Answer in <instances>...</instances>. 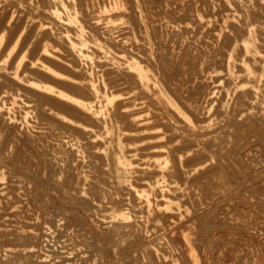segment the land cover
<instances>
[{
  "label": "bare ground",
  "instance_id": "bare-ground-1",
  "mask_svg": "<svg viewBox=\"0 0 264 264\" xmlns=\"http://www.w3.org/2000/svg\"><path fill=\"white\" fill-rule=\"evenodd\" d=\"M6 1V0H5ZM10 1H12V0H8V2L10 3ZM19 2H15V1H13V3L15 2L16 4L18 3V4H20V1H22L23 3L22 4H20V5H22L24 8H26L27 7V2H29L30 4H33L34 3V0H18ZM37 2V4H38V2L39 1H46L45 2V4H47V5H45V6H47L46 8H45V6H42V7H44L45 8V10H44V8H42V7H40V6H38L40 9L42 8L43 9V13L42 14H44L45 12H47V14H44V16L43 17H46V15L48 16L47 18H49L50 19V21H53V22H56L57 24H58V26L57 25H55L57 28H58V30H59V33H57V31H55V27H54V24H53V27H51L50 29H47V36H49L50 35V38H53V40H54V42L55 41H57V44H59L58 42H60V43H62V46L59 44V46L60 47H63L64 46V48L65 49H63V50H65L66 52H69L71 55H72V59L74 60H71V61H73V63L72 62H69V63H72L71 65L70 64H67V63H65L64 61H58V60H56V62H59L60 63V65H58L59 67L57 68H55V66L57 65V64H59V63H55L54 65L52 64V62L51 61H46V60H44V58L43 57H41V59H43V61H41V63H39V62H34L33 60V64L35 63V64H37V66H35V64H34V66H33V68H31L32 69V71H31V73H35L36 72V74L37 75H34V76H37V79L35 78H31V76L33 75V74H30L29 75V73L30 72H28V71H24L25 73H28L27 75H25V76H23V68L26 70L27 68H29V67H27L26 68V65L28 66V63L26 62V61H24V62H22V63H20L19 64V66L17 65V64H15V65H17L18 67H17V72H16V74H15V77H13L12 76V72H10L9 70H8V68H10V64L11 63H7V64H9L8 65V68H7V65H0V96H2L1 98L3 99V97L5 98V99H7L8 100V103H5L6 102V100L5 101H1L2 102V105H3V103H5V104H7V105H4V108H3V110H0V121H2L3 119H4V121H7V123H5V124H8V123H10V124H14V125H16V126H18V127H20V128H22L20 125H19V122H21V120H23V119H26V124L24 125L25 127H23V130L24 131H26L27 133H31V132H34L35 130H34V128L36 127V126H34V124H33V118L35 117V118H38V120H40L39 118H41V120H43V124H46L47 123V125H49V128L48 127H46L47 129H48V133L46 132V134H47V137H46V135H41L42 137H46L45 139H44V141H43V138H41V136H40V138L42 139V143L40 144V146L43 148V149H45V151H46V154L49 156L48 157V160H49V162L47 163L46 162V158L44 159L45 160V162H46V166L48 167V165L47 164H50V169L47 171L49 174L46 176V181H47V183L46 184H48V186L50 187V189L48 188V190H50L51 192H53V194L55 195V199H57V198H61L60 200H62V199H65V201H62V202H66L67 200L69 201H71V202H74V204L73 203H71V205H77V204H79L80 203V205H82L83 204V207H84V205H86V206H88L90 209H91V207H90V202H92V201H88L89 199H86V198H88V197H85V196H82V194L83 193H86L87 195H90V194H96V195H98L97 194V191L98 192H100L98 189H99V184H102L101 186H103V185H107L108 186V189H110L111 191L110 192H108V190H105L104 192L106 193V191L108 192V194H110V201H111V195H112V200H113V203H108L109 205L107 206V207H105L108 211V214L111 216V218H112V221H113V223H112V226H110V225H108L106 222V224L108 225L107 226V229H108V227L110 226V227H112V229L110 230L111 231V238L112 237H116V236H118L119 237V235L118 234H122V235H124V234H126L127 233V236H126V238L127 239H129L128 237H129V231L127 230L128 228H129V225H130V223L129 224H127V221L129 222V215L131 214H133L134 213V211L132 210V209H130V208H128L127 206H131V205H129V203H128V205H127V202H125L124 200L126 199H124L123 200V203L125 202V204L127 205L126 207L127 208H125V206L122 204V198H124V197H122L121 196V193H122V189L123 188H125L124 187V183H125V181H127V177H126V174H127V169L128 168H130V167H128V166H133V165H136V164H133V162H131L129 159H132V157L135 155H133V156H131L130 154L132 153L133 154V152H132V150L131 149H133L132 147L135 145V147H136V145L138 144V143H141L142 145H144V147H140V148H143V149H146V150H141L142 151V153L144 152V151H147V150H152L154 147H156V146H158L159 144H160V146H158L161 150L160 151H152V153L151 152H149L148 154H146V156L148 157V159L147 160H144V162H147V161H151V163H152V165H154V164H156V166L158 167V168H160V170L161 171H159V172H156L155 173V175L156 176H154V177H159V176H161V178H159V179H156V180H153L154 182L153 183H149L148 182V180L146 181V177H145V180H143V181H146L148 184H145V182H144V184H143V181H140L139 179H137L138 178V175H137V180L136 181H138V182H142V185L139 183L138 184V182H136V183H133L132 184V182H131V189H134L135 188V190H130V187H129V189L128 188H126V190L128 189V190H130V192L129 193H131V191H133L132 193H134V195L136 196V204H134V205H140L142 208H143V210L145 209V212L147 213V215L146 214H144V215H146L147 216V218H146V216H145V218L146 219H141L140 217H138V218H140L141 220H139V219H137L136 220V225H137V227H143L144 228V231L142 232V234L144 233V235H143V237H145V234H147L146 232V230H149L150 228L152 229V227H149L150 225L149 224H154L155 222V225H151V226H156L157 227V229L160 231V229L162 230V229H165V228H168V226L167 225H169L170 226V223H171V219H170V217H172V216H176V214H178L177 212H176V214H171V213H169V208H172L173 206H168V204L165 206L166 208H164V206H163V204H164V202H162L160 199H158V200H160V201H158L156 198L157 197H160V196H162L164 193L165 194H167V192H166V190H167V186H166V181H164L163 179L166 177V175H167V171H169L170 170V168H172V167H170V164L171 163H175L176 161H175V159H179L180 160V162L182 161V156H180L179 157V153L177 154L178 155V157H175L174 155H173V153L171 152V150L169 149V148H167V146L168 145H171V144H169L168 143V145H162L163 143H160L161 141L159 140V144L158 145H155L154 143H156V142H154V143H151L150 142V140H152L155 136H156V133H150V134H147V133H143L142 132V129H144V130H146V132H150L151 130L153 131V129H155L154 127V123L153 124H151V125H149V122L148 123H146L147 121H149L150 119H153V118H150L149 117V114H150V116H151V114H153V116L157 119V116L159 117V120L161 119L162 121L164 120L165 122H166V124H165V122L163 123V124H158L159 125V127L160 126H162L163 128H165V127H167V129L168 130H170V128H171V131H170V133L172 132V131H174V132H179L178 134H182L183 135V138L185 139V137L186 138H188V139H192L193 141L192 142H195V145L197 146L196 148L199 150V151H201V150H203V149H205L207 146L206 145H208L209 146V144H210V141L212 140V139H215V141H216V139L218 138L217 136H213L212 137V139H210V140H208L207 139V137L208 136H210V135H214L213 134V125H215V124H218V122L220 121L219 120V118L220 119H222L221 118V116H224V118L226 117V119L225 120H223L222 119V121H223V123H224V125H225V123H229V125H227V128L231 125L232 126V128L235 130V134H234V137H235V135L237 136L238 134H240V131H243V129H242V127L244 126V121L245 120H247V119H249L251 122H253V123H255V124H257V127L255 128V131L254 132H252V133H256L257 135H260L261 137H264V3L262 2V0H223L227 5H228V7H230V8H232L231 10H233V12L232 13H234V14H228L227 13V16L228 17H231L232 19H233V21L231 22L230 20H228L229 22H231L230 23V25H225V26H223V30L224 31H222V30H220V32H217V34L215 35H213L212 34V36H213V38H215V36L217 37V38H221L222 36H223V39L221 40V42L219 41L217 44L220 46V48H216V47H214V43L213 42H211L210 41V43L208 44V46L210 45V46H212L213 48H216V49H218L219 50V52H220V54L218 55L219 56V58L221 59V60H219L218 62H219V64H220V66L218 67V65H216V66H214L213 68H215V67H218V69L219 70H221V73H222V77H217L219 80H220V87H218L219 89V95L218 94H216V95H218V98H217V102H216V104L218 103V106L217 105H215L216 107H218V108H216V110H214L215 108H214V105L212 106V104L213 103H210V105H211V109H209L208 107H207V104H206V107L207 108H205L206 110L207 109H209L208 111H205V112H209L208 114H206L205 112H203V113H205V115L207 116L206 118H204V115H202L203 117V119L201 120L200 118H201V115L199 116L200 118H198L197 117V113H198V115L200 114L199 112H197V113H195L196 111H197V109H196V104L194 105L195 107H194V109H192L193 107H192V105H190V106H188V105H186L185 104V102H186V100H187V98H186V95H187V91L185 92V90H188L189 91V89H183L184 91H183V93L185 92V94H184V96L185 97H182V95H183V93H179L180 91H179V88L178 87H176V86H179V85H176L175 86V84L174 83H172L171 82V80L169 81V78L166 76L167 75V73H166V75H165V71H162L161 72V70H164V69H160L161 68V65L162 64H160L161 62L163 63L164 61H166L167 59H165V60H163L164 59V57L166 58H169L168 56H164L163 57V54L162 55H160L161 56V58H159L160 59V61H159V59L157 58V56L158 57H160L158 54H157V56L155 55L156 53H153L154 52V50H153V52L152 51H147V52H149V54L147 53V54H145V53H143V52H145L146 50H149V49H147L146 48V46L148 47V45L150 46L151 44L153 45V43H147V45L146 44H144V42H143V40L141 41V42H143V44H144V46H145V48L146 49H143L142 48V44L141 43H139L138 41H136L138 44H141L142 46H140L141 47V49L140 48H137V49H140V52H138V53H142L143 55H142V57H138L136 54H134V52H130L131 50H129L130 48H131V44H130V46H129V48H127V46L125 45L126 44V42H125V44H122V40L119 42V43H115V39H114V42L112 41L111 42V40H109V39H107V37H103L104 35H106V34H103V32H105V31H103V28L102 29H100L99 27V30H101L102 31V33L101 34H103V36L100 34V32L98 31H96V30H98V28L97 29H95V32H93V30H92V26L93 25H91V29H90V27H88L87 26V24L88 25H90V23L92 22H90V23H87V22H89V19L88 18H90V17H88L89 15H91L89 12H87V14H88V16H85L86 14H85V12H83V11H81V13H82V16H83V13L85 14L84 16L85 17H88V18H85V20L86 19H88V20H84V19H82L81 18V16H80V12H79V7H78V2L80 1H76L75 2V0H36ZM81 1H83V0H81ZM116 1V0H115ZM136 2L135 3V5L136 4H141V3H143V2H147V4H148V6H149V3H152V2H154L153 0L151 1V2H149L148 3V1H150V0H133V2ZM157 1V0H156ZM165 1V0H164ZM163 1V2H164ZM172 1V0H171ZM170 1V2H171ZM185 1V0H184ZM195 1V0H194ZM194 1H192L193 3H194ZM199 1V0H198ZM201 1V0H200ZM208 1H210V0H208ZM207 1V2H208ZM220 1H222V0H220ZM220 1L218 2L219 3V5H220ZM3 2V1H2ZM24 2H26L25 3V5H24ZM33 2V3H32ZM123 2V1H122ZM127 2V1H126ZM130 2H131V0L129 1V4H130ZM169 2V1H168ZM191 2V1H190ZM189 2V4H191ZM216 2H217V0H216ZM4 3V2H3ZM14 3V4H15ZM29 3H28V6H29ZM42 3V2H41ZM76 3H77V6H76ZM83 3H85L84 1H83ZM83 3H81L82 5H80V6H82V8H83ZM87 4H88V2H86ZM160 3H162V2H159L158 1V3H156V4H160ZM173 3V2H172ZM199 3V2H198ZM212 3H214L213 2V0H212ZM218 3H216V5L218 4ZM222 3V2H221ZM8 4V3H7ZM6 4V5H7ZM15 4V5H16ZM35 4V3H34ZM80 4V3H79ZM87 4H85L86 6H89L91 3L89 2V5H87ZM121 4V3H120ZM125 4V3H124ZM128 4V3H127ZM128 4V5H129ZM134 4V3H133ZM153 4V3H152ZM171 4V3H170ZM188 4V6H187V8H189V5ZM203 3H201V5H202ZM215 4V3H214ZM224 4V3H223ZM112 6H113V2H112V4H111ZM142 5V4H141ZM157 5V6H158ZM184 5H187V4H184ZM193 5V4H192ZM196 5V4H195ZM201 5H198V6H201ZM209 6H210V4H208ZM222 5V4H221ZM8 6V5H7ZM26 6V7H25ZM31 6V5H30ZM85 6V7H86ZM92 6V5H91ZM95 6V5H94ZM100 6V5H99ZM115 6V5H114ZM121 6V5H120ZM125 6V5H124ZM132 7L133 8V5L131 4V5H129V6H125L127 9H128V7ZM143 6V5H142ZM145 6V5H144ZM154 6L155 5H152V7L154 8ZM156 6V7H157ZM180 6V5H179ZM183 6V5H182ZM31 7H33V6H31ZM37 7V8H38ZM104 7V6H103ZM107 7V6H106ZM139 6H137L136 8H135V6H134V8H135V10L138 8ZM156 7H155V9H154V13H155V11L156 10H158V15H159V11H160V9H156ZM159 7V6H158ZM157 7V8H158ZM160 7H164V4L162 5V6H160ZM159 7V8H160ZM194 7V6H193ZM215 7V6H214ZM4 7H2V9H3ZM19 8H20V6H19ZM36 8V7H35ZM88 9H89V7H87ZM94 8H96V7H94ZM119 8V7H118ZM143 8V7H142ZM149 8V7H148ZM150 8H151V6H150ZM165 8V7H164ZM164 8H163V10H162V12L164 11ZM166 8H167V5H166ZM168 8H169V6H168ZM197 6L195 7V10H193V11H198L197 9H199V8H197ZM201 8H204L205 9V5H204V7H201ZM200 8V9H201ZM28 9V8H27ZM29 9H31V8H29ZM33 9H34V7H33ZM91 9H93L92 7H91ZM99 9V8H98ZM183 9H185V8H183ZM204 9H202V10H204ZM209 9V8H208ZM32 10V9H31ZM31 10H29V11H31ZM38 10V9H37ZM81 10H84V9H81ZM86 10V9H85ZM84 10V11H85ZM104 10V9H103ZM116 10V9H115ZM118 10V9H117ZM129 10L131 11L132 9H130L129 8ZM129 10H127V12L129 11ZM135 10H133V11H131L132 12V14L134 13V11ZM139 10H141L140 9V7H139V9H138V11ZM144 10H145V8H144ZM143 10V11H144ZM175 10V9H174ZM215 10H217L216 8H215ZM9 11V10H8ZM24 11H25V9H24ZM39 11V10H38ZM45 11V12H44ZM90 11V10H89ZM96 11V10H95ZM137 11V10H136ZM135 11V12H136ZM169 11H171V10H169ZM168 11V12H169ZM182 11V10H181ZM189 11H192V10H190L189 9ZM189 11H188V9H187V11H186V13L188 12L189 13ZM192 11V12H193ZM27 12V11H26ZM35 13L36 14V10L35 11H31L30 13ZM91 12V11H90ZM102 12V11H101ZM141 12V11H140ZM152 12V11H151ZM161 12V13H162ZM165 12V11H164ZM163 12V13H164ZM201 12V11H200ZM200 12L198 11V13L199 14H195L196 16V19L198 18L200 21H203L204 20V16L202 15H200ZM205 12V11H204ZM4 13V12H3ZM16 13V12H15ZM29 13V12H28ZM32 13V15H34ZM93 13V12H92ZM104 13V12H103ZM109 13V12H108ZM115 13V12H114ZM130 13V12H129ZM144 13L145 12H143V15H144ZM153 13V12H152ZM155 13V14H156ZM167 13V12H166ZM165 13V14H166ZM172 13H173V10H172ZM175 13H178V12H176L175 11ZM203 13V12H202ZM238 13V16L236 15ZM94 14H96V12L94 13ZM132 14L130 15L131 16V20H134L135 21V18L134 17H132ZM137 14V13H136ZM168 14V13H167ZM171 14V13H170ZM179 14V13H178ZM1 15V14H0ZM7 15V14H6ZM37 15H39V14H37ZM108 15V14H107ZM125 14L123 13V12H121V13H115V16L114 15H111L110 17H107V21H115V20H113L114 19V17H122L123 18V16H124ZM138 16L140 15V13H138L137 14ZM142 15V16H143ZM152 15H154V14H152ZM182 15V14H181ZM181 15H179V17L181 16ZM184 16H185V14H183ZM182 15V16H183ZM187 15V14H186ZM30 16V15H29ZM40 16H42V15H40ZM84 16H83V18H84ZM135 16V15H134ZM137 16V18L136 19H139V17ZM145 16V15H144ZM147 16V15H146ZM145 16V17H146ZM148 16L150 17L151 16V13H150V15L148 14ZM146 17V18H149V17ZM166 16V15H165ZM169 16V15H168ZM174 17L176 16V15H173ZM181 16V17H182ZM193 16V15H192ZM33 17V16H32ZM39 17V16H38ZM95 17V16H94ZM103 17V16H102ZM105 17V18H106ZM178 17V16H177ZM180 17V18H181ZM190 18H191V16H189ZM188 17V18H189ZM224 17H225V15H224ZM42 18V17H41ZM104 18V17H103ZM134 18V19H133ZM140 18H142V17H140ZM145 18V19H146ZM151 18V17H150ZM146 19L148 22H149V20H151L152 18H154V16L151 18V19ZM160 18H162V17H159V18H156V20L157 19H159V21H160ZM170 18V17H169ZM168 18V19H169ZM179 18V19H180ZM184 18V17H183ZM182 18V19H183ZM185 18H186V16H185ZM188 18H186V19H188ZM189 18V19H190ZM214 18H216V17H214ZM227 18V17H226ZM15 19V18H14ZM46 19V18H45ZM90 19H92L93 20V18L91 17ZM121 19V18H120ZM130 19V18H129ZM145 19H143V20H145ZM155 19V18H154ZM171 19V18H170ZM169 19V20H170ZM173 19V18H172ZM171 19V20H172ZM175 19V18H174ZM176 19H178V18H176ZM178 19V20H179ZM182 19H181V21H182ZM206 19V18H205ZM220 19V18H219ZM230 19V18H229ZM231 19V20H232ZM41 20V19H40ZM106 20V19H105ZM104 20V21H105ZM131 20H130V23H131ZM156 20H154L155 22H156ZM185 20V19H184ZM191 20H193V18H191ZM218 20V19H217ZM220 20H224V23H225V19L224 18H222V19H220ZM3 21V20H2ZM47 21V20H46ZM49 21V20H48ZM47 21V22H48ZM94 21V20H93ZM140 21V20H139ZM139 21H137L136 22V24L139 22ZM141 21H142V19H141ZM153 21V22H154ZM180 21V20H179ZM178 21V22H179ZM186 21V20H185ZM193 21H197V20H193ZM210 21V20H209ZM215 21V20H214ZM221 21V22H222ZM12 22V21H11ZM38 22V21H37ZM45 22V21H44ZM52 22V23H53ZM142 22H144V21H142ZM144 22V23H146L145 25L146 26H142V24L144 25V23H142V24H140V26H141V28L143 27V28H145V30H147L148 29V27H150V30H149V32L152 30L151 29V26H149V23L151 22ZM169 22V21H168ZM188 22V21H187ZM217 22H220V21H217ZM217 22H216V26H218L217 25ZM16 23V22H15ZM55 23V24H56ZM96 23V22H95ZM95 23H92V24H95ZM125 23V22H124ZM123 23V24H124ZM129 23V22H128ZM133 23V22H132ZM140 23V22H139ZM147 23H148V26H147ZM157 23V22H156ZM164 23H166V22H164ZM195 23V22H194ZM199 23V22H198ZM202 23V22H201ZM215 23V22H214ZM223 23V24H224ZM1 24V23H0ZM38 24V23H37ZM43 24H45V23H43ZM59 24L61 25V27L59 28ZM112 24V23H111ZM110 24V25H111ZM117 24V23H116ZM162 24V23H161ZM190 24L192 25V23H191V21H190ZM189 24V25H190ZM200 24V23H199ZM204 24V23H203ZM207 24V23H206ZM219 24V23H218ZM3 25V24H2ZM46 25V24H45ZM97 25V24H96ZM159 25H160V23H159ZM175 25V24H174ZM182 25V24H181ZM191 25L189 26V28H190V32L191 33H193L192 32V29H191ZM221 25V24H220ZM219 25V26H220ZM18 26V25H17ZM39 26H40V24H39ZM156 26V25H155ZM154 26V27H155ZM185 26V25H184ZM199 26V25H198ZM208 26V25H207ZM3 27V26H2ZM6 27V26H5ZM28 27V26H27ZM119 27V26H118ZM127 27V26H126ZM133 27V26H132ZM146 27H147V29H146ZM164 27V26H163ZM177 27V26H176ZM179 27V26H178ZM182 27V26H181ZM192 27H193V25H192ZM195 27V26H194ZM205 27V26H204ZM211 27V26H210ZM207 28V27H205V29L207 28V29H211V28ZM87 28H89L90 30H88ZM95 28V25L93 26V29ZM131 28V27H130ZM139 28V27H138ZM142 28V29H143ZM157 28V27H156ZM155 28V31H157V29H161L160 27L159 28H157L156 29ZM175 28V27H174ZM187 28H188V26H187ZM187 28H184L185 30L187 29ZM197 28V27H196ZM200 28V27H199ZM2 29V28H1ZM33 29V28H32ZM127 29V28H126ZM167 29H168V26H167ZM204 29V30H205ZM220 29V28H219ZM219 29H216V30H218L219 31ZM9 30H11V29H9ZM19 30V29H18ZM21 30V29H20ZM92 30V31H91ZM109 30V29H108ZM135 30V29H134ZM138 30V29H137ZM163 30V29H162ZM166 30V29H165ZM164 30V31H165ZM194 30V29H193ZM212 30H214L213 28H212ZM212 30H210V31H212ZM46 31V30H45ZM63 31V32H62ZM125 31V30H124ZM127 31H129V29L127 30ZM133 31V30H132ZM142 30H140V32H141ZM144 31V30H143ZM160 30H158L157 31V33L159 32ZM163 31V32H164ZM170 31V30H169ZM168 31V32H169ZM175 31V32H174ZM181 32V29L179 28V30L177 29V32ZM200 31V30H199ZM198 30H197V33L199 32ZM14 32V31H13ZM12 32V33H13ZM126 32V31H125ZM125 32H124V34H125ZM134 32V31H133ZM147 32H148V30H147ZM148 32V33H149ZM154 32V31H153ZM172 32V31H171ZM173 32L174 33H176V30H173ZM172 32V33H173ZM184 32V31H183ZM186 32H187V30H186ZM186 32H184L183 33V35H185V37H186V39L188 40V38H187V36L186 35H188V34H186ZM203 32H205L206 33V35L208 34L207 33V30L206 31H203ZM15 33V32H14ZM40 33V32H39ZM43 33V32H42ZM44 33H43V35H44ZM65 34V35H62V34ZM126 33H128V32H126ZM151 33V36H153V34H152V32H150ZM170 33V32H169ZM171 33V34H172ZM202 33V32H201ZM201 33L200 34H198V35H201ZM211 33V32H210ZM8 34V33H7ZM6 33H5V35H7ZM59 34V35H58ZM135 34V33H134ZM140 34H142V32L140 33ZM146 34V33H145ZM156 34V33H155ZM4 35V34H3ZM12 35V34H11ZM24 35V34H23ZM26 35V34H25ZM37 35V34H36ZM121 35V34H120ZM136 35V34H135ZM148 34H146V36H147ZM150 35V34H149ZM148 35V36H149ZM157 35V34H156ZM166 35V34H165ZM164 35V36H165ZM175 34H172V36L173 37H175L174 36ZM176 35H177V33H176ZM180 35H182L181 33H180ZM182 35V36H183ZM196 35V34H195ZM194 35V36H195ZM127 36V35H126ZM133 36V35H132ZM132 36H130L129 35V37H131L132 38ZM137 36V35H136ZM142 36H145V35H141V37ZM158 36L160 37V34H158ZM168 36V35H167ZM181 36V37H182ZM189 36V35H188ZM191 36V35H190ZM194 36H192V37H194ZM211 36V34H210V38L212 37ZM5 37V36H4ZM7 37V36H6ZM23 38H25L24 36H22ZM38 37V36H37ZM40 37V36H39ZM43 37V36H42ZM113 37V36H112ZM140 37V38H141ZM155 37V36H154ZM157 37V36H156ZM155 37V38H156ZM169 37H171L170 36V34H169ZM177 37V36H176ZM184 37V36H183ZM182 37V38H183ZM196 37V36H195ZM202 37V36H201ZM201 37L200 38H197V39H200L201 40ZM207 37V36H206ZM205 37V38H206ZM46 38H48V37H46ZM45 38V36H44V39H46ZM50 38H48V39H46V40H49ZM116 38V37H115ZM124 38V37H123ZM133 38H135V39H140L139 38V35L137 36V38L136 37H133ZM151 39H153L152 37H150ZM154 38V39H155ZM158 38V37H157ZM166 38V37H165ZM164 38V39H165ZM209 38V37H208ZM212 38V39H213ZM225 38V39H224ZM2 39V38H1ZM41 39V38H40ZM39 39V40H40ZM43 38L41 39V41L42 40H44ZM142 39H144V38H142ZM147 39H148V37H147ZM146 39V40H147ZM154 39H153V42H154ZM159 39V38H158ZM169 39V38H168ZM174 38H172V40H173ZM204 39V38H203ZM5 40H7V39H5ZM36 40V39H35ZM52 40V39H51ZM52 40V41H53ZM113 40V39H112ZM125 40V39H124ZM132 40V39H131ZM141 40V39H140ZM150 40V39H149ZM169 40H171V38L169 39ZM172 40H171V42H169L170 44L172 43ZM175 40V39H174ZM177 40V39H176ZM179 41H181V39H178ZM177 40V43H173V45L174 44H178V46H179V41ZM199 40V41H200ZM205 40V39H204ZM204 40H202V42L204 41ZM214 40V39H213ZM212 40V41H213ZM2 41V40H1ZM45 41V40H44ZM52 41H51V43H52ZM148 41V40H147ZM146 41V42H147ZM189 41V40H188ZM198 41V40H197ZM206 41V40H205ZM209 41V40H208ZM215 41V40H214ZM6 42V41H5ZM19 42V41H18ZM18 42H16V43H18ZM54 42H53V44H54ZM117 42V41H116ZM131 42V41H130ZM149 42V41H148ZM157 42H159V41H157ZM157 42H155V43H157ZM162 42V41H161ZM166 42V41H165ZM175 42V41H174ZM190 42V41H189ZM193 41H191L190 43H192ZM195 42H196V39H195ZM202 42H200L201 44H202ZM33 43H35V42H33ZM136 43V44H137ZM154 43V44H155ZM186 44H188L187 42H185ZM199 43V42H198ZM4 44V43H3ZM2 44V45H3ZM23 44V43H22ZM56 44V43H55ZM127 44H128V42H127ZM135 44V43H134ZM136 44H135V49H136ZM169 44V46H168V49L170 48V47H172L171 45ZM180 44H182V43H180ZM193 44V43H192ZM204 44V43H203ZM215 44H216V42H215ZM217 44H216V46H217ZM15 45V44H14ZM20 45V44H19ZM33 45V44H32ZM35 45H37V44H35ZM35 45H34V47H35ZM41 45V44H40ZM43 45V44H42ZM94 45V46H93ZM168 45V44H167ZM176 45H174V46H176ZM190 45V44H189ZM194 45V44H193ZM221 45H222V47H221ZM10 46H11V44H10ZM56 46V45H55ZM54 46V47H55ZM115 46H117V48H115ZM134 46V45H133ZM154 46V48H155V45H153ZM156 46H158L157 44H156ZM165 46V45H164ZM173 46V47H174ZM178 46H176L175 48H178ZM182 46H185V45H183L182 44ZM195 46V45H194ZM193 46V47H194ZM196 46H198V44L196 45ZM21 47V46H20ZM139 47V46H138ZM158 47H161V45L160 46H158ZM172 47V48H173ZM181 46H179V49H181L180 48ZM187 47H192V46H187ZM187 47H184V50H183V52L185 51V48H187ZM192 47V48H193ZM11 48V47H10ZM14 48V47H13ZM16 48H17V46H16ZM23 48V47H22ZM28 48V47H27ZM31 48H32V46H31ZM51 48V47H50ZM50 48H49V46H48V44H47V46H44V52H45V54L46 53H49V54H51V50H50ZM149 48V47H148ZM153 48V49H154ZM164 48H167V47H164ZM189 49L188 50V48H187V50H188V52H187V50H186V52H184V53H182L181 52V55L183 56V58H184V55L185 56H188V58H191V59H194V62H195V59L198 61V58H197V56L199 57V52L197 53L196 51V53L198 54H196V53H194V51L193 50H195L194 48L193 49ZM199 48H201V45L199 46ZM204 48V47H203ZM7 49V48H6ZM24 49V48H23ZM40 49H43V46H42V48H40ZM60 49V48H59ZM128 49V50H127ZM134 49V48H133ZM143 49V50H142ZM152 49V48H151ZM156 49V48H155ZM158 50H160V48H157ZM156 49V50H157ZM162 49H163V47H162ZM207 49V48H206ZM205 49V50H206ZM3 49H0V53H1V51H2ZM16 50V49H15ZM20 50V49H19ZM33 50V49H32ZM31 50V51H32ZM62 50V49H61ZM145 50V51H144ZM164 50V49H163ZM173 50H174V48H173ZM197 50V49H196ZM199 50V49H198ZM218 50H215L217 53H215V51L213 52V53H215L214 55H216V54H218ZM29 51V50H28ZM30 51V53H32ZM56 51V50H55ZM134 51V50H133ZM169 51V50H168ZM166 52V54L167 53H170V52ZM171 51V50H170ZM3 52V51H2ZM8 52V51H7ZM6 52V53H7ZM9 52H12V51H9ZM14 52V51H13ZM18 52V51H17ZM26 52V51H25ZM39 52V51H38ZM42 52V51H41ZM65 52V53H66ZM159 52V51H158ZM203 52V49L201 50V54H203L202 53ZM207 52H208V50H207ZM30 53H29V55H30ZM160 53H162V52H160ZM159 53V54H160ZM173 53V51H171V54ZM174 53H175V51H174ZM209 53V52H208ZM211 53V52H210ZM58 54H60V53H56V56H58ZM63 54V53H62ZM145 54V55H144ZM194 54H196L197 56H195ZM212 54V53H211ZM222 54V55H221ZM12 55V54H11ZM16 55V54H15ZM28 55V56H29ZM44 55V54H43ZM55 55V54H54ZM68 55V54H67ZM71 55H68V57H71ZM167 55H169V54H167ZM196 57H194V56ZM204 55V54H203ZM220 55L222 56V58L220 57ZM4 56H6V54L4 55ZM26 56V55H25ZM46 56H48L47 54H46ZM46 56H44L46 59H47V57ZM60 56H61V54H60ZM140 56H141V54H140ZM144 56H146L145 58H143ZM181 56V57H182ZM205 56V55H204ZM203 56V57H204ZM211 56V55H210ZM209 55H208V57H210ZM217 56V55H216ZM217 56V57H218ZM30 57V56H29ZM28 57V58H29ZM63 57H65V58H67L68 59V57L67 56H63ZM180 57V56H179ZM201 57H202V55H201ZM207 56H206V58L209 60L210 58H208ZM49 56H48V60H49ZM65 58H62V56H61V59H65ZM171 58V57H170ZM213 57H211V59H212ZM218 58V59H219ZM11 59V58H10ZM19 59V58H18ZM66 59V60H67ZM106 60V61H109V62H111L112 64H113V66H115V67H117L116 68V72L114 71H111V70H109V71H107V69H104V67H108L107 66V62H103L104 60ZM176 59V58H175ZM190 59V60H191ZM201 59V58H200ZM207 59H206V61H207ZM211 59L209 60V61H211ZM216 59L217 58H215L214 57V60H215V62H216ZM7 60H9V59H7ZM21 60V59H20ZM34 60H35V58H34ZM39 60V59H38ZM52 60V59H51ZM100 60H103L102 62H100ZM171 60V59H170ZM185 60V58L183 59V64H184V61ZM189 60V59H188ZM205 59L203 58V61H204ZM3 61V60H2ZM5 62H6V60H4ZM9 61H14V60H9ZM18 61V60H17ZM36 61V60H35ZM40 61V60H39ZM45 61V62H44ZM53 61V60H52ZM160 62L159 64H157V62ZM168 61V60H167ZM181 61H182V59H181ZM186 61H187V57H186ZM208 62V61H207ZM212 62H213V59H212ZM18 63V62H17ZM165 63V62H164ZM163 63V64H164ZM172 63H173V61H172ZM180 63V62H179ZM187 63H188V61H187ZM186 63V64H187ZM191 63V62H190ZM206 63V62H205ZM204 63V64H205ZM214 63V62H213ZM4 64H6V63H4ZM174 64V63H173ZM192 64V63H191ZM194 64L195 63H193L192 65L193 66H191L190 68H192V67H194ZM200 64V63H199ZM201 64H202V62H201ZM200 64V65H201ZM203 64V65H204ZM210 63H208L207 64V67L208 68H210V66H208ZM214 64H218V63H214ZM80 65V67H81V65H85V66H87V69L86 68H82V70H85V72L84 71H81L79 68H77L78 70H75L74 68H75V66H79ZM108 65H110L111 66V64H109L108 63ZM157 65H159V66H157ZM164 65H166V64H164ZM163 65V66H164ZM175 65V64H174ZM197 65V64H196ZM206 65V64H205ZM12 66H13V68H14V65H13V63H12ZM113 66H111L112 67V70L114 69L113 68ZM171 66H172V64H171ZM179 67H180V69H181V67H182V64L180 63V65H178ZM178 66L176 67V65H175V67L176 68H178ZM111 67H109L110 69H111ZM166 67H170V64H169V66H166ZM165 67V68H166ZM186 67V66H185ZM188 69H190L189 68V63H188ZM12 68V69H13ZM97 68H99V69H101V70H97ZM184 68V67H183ZM196 68H198V65H197V67ZM201 68V67H200ZM203 68H206V66H203ZM213 68H212V66H211V69L213 70ZM30 69V68H29ZM103 69V70H102ZM167 69V68H166ZM165 69V70H166ZM179 69V70H180ZM186 69V68H185ZM188 69H187V72H188ZM193 69H195V67L193 68ZM215 69H217V68H215ZM217 69V70H218ZM10 70H11V68H10ZM80 70V71H79ZM115 70V69H114ZM172 71H170V73H168V75L170 76L171 75V79H173L172 77H175V76H177V73H181V71H179V72H177L178 70L176 69V70H173V69H171ZM202 70H204V69H202ZM206 70V69H205ZM210 69H208V71H209ZM212 70H210L211 72H213ZM10 73H9V72ZM30 71V70H29ZM43 72V73H45L44 74V78H46V80H53V82H48V81H46V80H44L42 77H43V73H42V75H41V72ZM111 71V72H110ZM167 71H168V69H167ZM166 71V72H167ZM177 72V73H174V72ZM189 71H192L191 73H189L190 75L191 74H193V73H195L196 72V69H195V72H193V70L192 69H190ZM208 71L206 72V71H203L204 73L206 72V73H208ZM215 71V70H214ZM21 72H22V74H21ZM108 72H110V73H108ZM112 72H113V75H116V73H119L118 74V79H119V82H120V84H121V81L120 80H122V79H124V81H122V83L124 82L125 84H127L126 86L127 87H129V92L128 93H130V92H133L134 91V95H133V98H125V94L123 93V90H128V89H126L125 87V89H123V90H121V92H119V94H117L116 92V86L119 84H117L116 82H115V79H113L114 80V82L117 84H115L112 80V82L113 83H109V82H111L109 79L112 77L111 75H109V74H112ZM164 72V73H163ZM182 72L183 73H186V71H183L182 70ZM198 72H200V69H197V72L196 73H198ZM163 73V74H162ZM196 73L194 74V76L196 75ZM205 73V74H206ZM200 74V73H199ZM210 74H213V73H210ZM209 74V76L210 77H212L211 75ZM218 74H219V72H218ZM119 75H122V79H120L119 78ZM185 75H187V74H185ZM190 75L188 76V77H190ZM198 75V74H197ZM208 74H206V75H201V76H207ZM215 75V74H214ZM220 75V74H219ZM111 76V77H110ZM179 76H181V75H179ZM178 76V77H179ZM182 76H184V74L182 75ZM209 76L207 77V78H209ZM110 77V78H109ZM117 77H114V78H117ZM124 77V78H123ZM185 77V76H184ZM193 77V76H192ZM197 78V80H198V77L199 76H196ZM109 78V79H108ZM113 78V77H112ZM182 78V77H181ZM187 78V77H186ZM195 77H193V79H194ZM206 78V77H205ZM206 78V79H207ZM175 79V78H174ZM173 79V80H174ZM176 79H177V77H176ZM175 79V80H176ZM183 79H185V78H183ZM191 79V78H190ZM190 79H188L189 81H190ZM196 79H194V80H196ZM203 79V78H202ZM202 79L201 80H199V82L200 81H202ZM213 79V78H212ZM216 79V78H215ZM215 79H213L214 81H217V79L215 80ZM177 81V80H176ZM184 81V80H183ZM189 81L187 82V83H189ZM205 81H207V80H204V82ZM209 81H211L210 83H212V80H211V78H209ZM208 81V82H209ZM179 82V81H178ZM190 82H194L193 80L192 81H190ZM196 82V81H195ZM195 82H194V85H195ZM198 81L196 82V84H197V87H198V89H199V87H200V89H203V90H197V91H200V92H198V93H201L202 95H203V97H202V103L205 105V103H208L209 104V101H210V99H209V97H210V95L212 94V92H211V90H212V88L214 89L215 88V86L214 87H212V88H210L209 89V85H212L213 86V84H214V82L212 83V84H207V82L206 83H204L203 81V83L201 82V84H203V85H201L200 86V83H199ZM219 82V81H218ZM217 82V83H218ZM183 83V82H182ZM120 84H119V87H120ZM179 84V83H178ZM185 84H186V81H185ZM111 85H112V87L114 88H112L111 87ZM122 86H123V84H121ZM189 85V84H188ZM194 85L193 84H190V86L188 87L187 85V87L188 88H190V90H191V88H194ZM218 85V84H217ZM182 86L184 87L185 85H180V88H181V90H182ZM193 86V87H192ZM118 87V86H117ZM186 87V88H187ZM196 88V87H195ZM195 88L194 89H192L193 91L195 90ZM208 89V90H207ZM111 90H113V91H111ZM195 90V91H196ZM127 92V91H126ZM180 95H178L177 93ZM188 93H190V92H188ZM192 93V92H191ZM193 93H196V92H193ZM209 93H210V95H209ZM217 93V92H216ZM2 94V95H1ZM131 94V93H130ZM197 94V93H196ZM120 95L121 96H124L122 99H121V101H120ZM126 95H128V94H126ZM191 95H194V94H191ZM198 95V94H197ZM215 95V96H216ZM138 96H139V99L141 98V99H145L146 98V101L147 100H149V101H147V102H145V100H142L143 102H144V104H146L145 106L148 108V109H146L147 110V112L149 113L148 114V117L146 118L144 115H141L142 114V112L140 113V114H138L137 112L135 113V112H133V111H136L134 108H133V110H131L130 108H132L134 105H136V102H135V100H137L138 101ZM195 96V95H194ZM191 97V96H190ZM201 97V96H200ZM196 98H197V96H196ZM208 98V99H207ZM191 100H192V98H191ZM190 100V101H191ZM214 100V98L210 101V102H212ZM187 101H189V100H187ZM196 102H197V100H195ZM216 101V100H215ZM139 102V101H138ZM142 102V103H143ZM195 102V103H196ZM214 102V101H213ZM140 103V102H139ZM187 103V102H186ZM189 103V102H188ZM193 103V102H192ZM201 103V101L199 102V104ZM251 103V105H249ZM1 105V104H0ZM46 106H47V108H46ZM1 107V106H0ZM3 107V106H2ZM135 107V106H134ZM138 106L136 105V108H137ZM198 107H199V105H198ZM203 107H205V106H203ZM154 110L155 112H153V113H151V110ZM200 109V108H199ZM212 109H213V111H212ZM193 111H195V112H193ZM224 111H226V113L224 112ZM146 112V111H145ZM144 112V113H145ZM146 112V113H147ZM201 112V111H200ZM222 112L223 113H225V115H220V114H222ZM145 117V118H143V119H141V117ZM155 120V119H154ZM153 120V121H154ZM158 120V121H159ZM161 120H160V122H161ZM4 121H2L1 122V124L2 123H4ZM24 121V120H23ZM23 121H22V123H23ZM33 121V122H32ZM44 121H45V123H44ZM145 121V123L147 124H144L145 126H143V124L141 125V126H139V123H141V122H144ZM35 122H37L36 121V119H35ZM42 122V121H41ZM159 123V122H158ZM221 123V122H220ZM219 123V124H220ZM1 124H0V127L2 128V126H1ZM21 124V123H20ZM39 124H41V123H39ZM3 125V124H2ZM36 125H38V123L36 124ZM158 125H156V126H158ZM221 126L223 125V124H220ZM7 126V125H6ZM46 126V125H45ZM212 126V130L211 131H209V127H211ZM221 126H219V128L221 127ZM8 127H9V124H8ZM8 127L6 128V131H7V129H8ZM11 127V126H10ZM17 127V128H18ZM96 127L98 128V130L96 129ZM158 127V128H159ZM223 127H225L226 128V126H223ZM223 127H221V128H223ZM260 127H262V128H260ZM5 128V127H4ZM12 128V127H11ZM10 128V129H11ZM36 128H39V127H36ZM45 128V127H44ZM89 128H91L92 130L93 129H95V131H92L94 134H97V135H99V137H101V142H102V148H101V146H100V151L101 152H96V153H94L93 151L97 148L96 147V145H95V141H92V142H94V146L96 147L95 149H94V146L92 147V144L89 142L90 140L88 139V141L85 139V136L86 135H88V134H90V131L91 130H89ZM218 128V127H217ZM224 128V129H225ZM16 129V128H15ZM157 129V128H156ZM166 129V128H165ZM164 129V130H165ZM230 129V128H229ZM2 130H4V129H2ZM21 129H19V131H20ZM158 130V129H157ZM168 130H166V131H168ZM216 130V129H215ZM223 130V129H222ZM221 130V131H222ZM226 130V129H225ZM224 130V133H226V131ZM232 130V129H231ZM6 131H4V133L6 134ZM22 131V130H21ZM218 132H219V129L217 130ZM217 131H216V133H217ZM220 131V132H221ZM230 131V130H229ZM1 132H3V131H1L0 130V133ZM10 132V131H9ZM37 132V131H36ZM40 132H41V130H40ZM173 132V133H174ZM212 132V134H210ZM37 133H39V132H37ZM42 133H43V131H42ZM159 133H161V131H159ZM167 134V132H165L164 131V134ZM223 133V136L225 135ZM237 133V134H236ZM241 133H243V134H245V135H247V133L246 132H241ZM26 134V133H25ZM45 134V133H44ZM64 134L66 135H68V134H70L71 135V137L72 136H74L73 138L74 139H76L77 137L78 138H80L81 137V139H82V136L84 135V137H83V139L82 140H86V142H88L87 144H85V145H87L88 146V148H85L86 146H83L84 144H82V142H85V141H82L81 142V145L84 147V151L86 152V154L87 155H89V157L91 158V161L88 163L89 165L91 164V165H93V166H91L90 165V167L92 168V170H93V172H90V173H93L94 174V172H98L101 176L103 175V177L102 178H100L97 182L99 183V184H97V182H96V184L93 186V185H91V184H80V181L78 182L79 184H78V189H80L79 191L77 190V192H74L76 189H73L71 186H73V180L75 179V177H73L74 176V173L73 174H71L72 172H71V170L74 168V166H73V162H74V159L77 157L76 155H77V153H79L80 151H83V150H81L82 149V147L79 145V146H77V147H81V149L80 148H76V149H78V151L76 150L74 153L76 154H74V153H71V152H69L70 151V149L68 150L67 149V151L65 150L67 147L65 146V149H63V147H62V144L59 142V141H62L61 140V137H63V139H65L66 140V138H64ZM82 135V136H79V135ZM175 134V133H174ZM218 134H221V133H218ZM226 134H228V130H227V133ZM30 135H32V134H30ZM66 135V136H67ZM69 135V136H70ZM91 135V134H90ZM162 135V134H161ZM181 135V136H182ZM215 135H217V134H215ZM256 135V136H257ZM3 136L5 137V135L3 134ZM26 136H27V134H26ZM65 136V137H66ZM94 136V135H93ZM157 136H159V135H157ZM156 136V137H157ZM162 136H164V135H162ZM166 136V135H165ZM175 136V135H174ZM185 136V137H184ZM226 136V135H225ZM224 136V138L225 139H228V138H230V137H232L231 136V132L229 133V136L227 135L226 137H228V138H226ZM259 136V137H260ZM1 137V136H0ZM7 137V136H6ZM12 137V136H11ZM28 137V136H27ZM30 137V136H29ZM28 137V138H29ZM35 137V136H34ZM37 137V136H36ZM87 137V136H86ZM96 137V136H95ZM99 137H97L98 138V141H100L99 140ZM180 137V136H179ZM221 137V135L219 136V138ZM234 137H233V140H235L234 139ZM258 137V136H257ZM258 137V138H259ZM33 138V137H32ZM38 138V137H37ZM72 138V139H73ZM77 138V139H78ZM157 138H159V137H157ZM174 138H176V137H174ZM209 138V137H208ZM222 138V137H221ZM3 138H1V140H2ZM34 139V138H33ZM92 139V138H91ZM170 139H172V136L170 137ZM178 139V138H177ZM264 139V138H263ZM262 139V140H263ZM7 140V139H6ZM35 140V139H34ZM33 140V142H35ZM95 140H97V139H95ZM161 140L163 141V138H161ZM164 140H165V137H164ZM168 140V139H167ZM187 140V139H186ZM224 140V139H223ZM229 140V139H228ZM232 140V142H235V141H233ZM8 141V140H7ZM7 141H5L6 143H7ZM30 142H31V140H29ZM38 141H39V139H38ZM64 141V140H63ZM62 141V142H63ZM185 141V140H184ZM220 141V140H219ZM4 142V141H3ZM11 142V141H10ZM26 142H27V139H26ZM80 142V141H79ZM169 142V141H168ZM176 142V141H175ZM190 142H191V140H190ZM192 142H191V144H192ZM214 142V141H213ZM0 143H1V141H0ZM36 143V142H35ZM35 143H33L34 145L33 146H35ZM97 143V142H96ZM170 143H171V141H170ZM181 143V142H180ZM179 143V144H180ZM184 143V142H183ZM185 143H186V141H185ZM219 143V142H218ZM221 143V142H220ZM228 143V142H227ZM226 143V144H227ZM229 143H231V141H229ZM32 144V143H31ZM30 144V145H31ZM98 145H99V143H97ZM214 144H215V142H214ZM233 144V143H232ZM3 145V144H2ZM11 145V144H10ZM9 145V146H10ZM74 145V144H73ZM100 145H101V143H100ZM133 145V146H132ZM139 145V144H138ZM162 145V146H161ZM178 145V144H177ZM176 145V146H177ZM220 145V144H219ZM218 145V146H219ZM221 145H222V143H221ZM6 146H8V144H6ZM37 146V145H36ZM67 146H70V145H67ZM132 146V147H131ZM141 146V145H140ZM166 146V147H165ZM172 146V145H171ZM184 146V145H183ZM189 146V145H188ZM188 146H186V147H188ZM192 146H193V144H192ZM212 146H213V148H214V145L212 144ZM216 146H217V144H216ZM215 146V147H216ZM223 146H224V144L221 146V147H217V149H219V148H221L220 150H224L223 149ZM4 147V146H3ZM20 147V146H19ZM38 147V146H37ZM36 147V148H37ZM129 147H131V149L129 148ZM157 147V148H158ZM179 147V146H178ZM177 147V148H178ZM231 147L235 150V148L231 145ZM5 148V147H4ZM36 148H35V150H36ZM73 148V147H72ZM127 148H129L130 149V156L129 155H126V154H128V153H126L125 152V149H127ZM177 148H175L176 150H177ZM179 148H181V147H179ZM185 148V147H184ZM210 148H212V147H209V149ZM213 148H212V150H208V151H218L216 148V150L214 149L213 150ZM15 149V148H14ZM30 149V148H29ZM38 149H39V147H38ZM74 149V148H73ZM80 149V150H79ZM139 149V148H138ZM137 149V150H138ZM163 149V150H162ZM171 149H172V147H171ZM189 149V148H188ZM206 149H208V147L206 148ZM206 149L205 150H203V151H206ZM233 149L232 150H230L229 151V153L231 152V151H233ZM3 150V149H2ZM42 150V149H41ZM97 150V149H96ZM135 150H136V148H135ZM134 150V151H135ZM172 150H174V148L172 149ZM184 150V149H183ZM219 150V151H220ZM1 151V150H0ZM18 151V150H17ZM16 151V152H17ZM33 151V150H32ZM40 151V150H39ZM38 151V153H40ZM44 151V152H45ZM72 151V150H71ZM74 151V150H73ZM83 151V152H84ZM139 151V150H138ZM180 150H178V152H179ZM199 151H198V153L196 152V157H198V154H199ZM218 151V152H219ZM236 151H238V150H236ZM23 152V151H22ZM30 152V151H29ZM34 152V151H33ZM36 152H37V150H36ZM174 152H175V150H174ZM187 152V151H186ZM190 152V151H189ZM15 153V152H14ZM14 153H13V155H14ZM20 153V152H19ZM81 153V152H80ZM142 153H140L141 155H142ZM180 153H182V152H180ZM191 153V152H190ZM204 154V152H202L201 151V153H200V155L201 154ZM213 153V152H212ZM212 153H211V155H212ZM229 153H228V156H229ZM24 154V153H23ZM44 154V153H43ZM84 154V153H83ZM175 154V153H174ZM209 154V153H208ZM214 154V153H213ZM217 154V155H216ZM215 155V157H214V155H213V157L214 158H216L219 154L218 153H216ZM222 153L220 152V155H221ZM225 154V153H224ZM224 154H223V157H224ZM227 154V153H226ZM225 154V155H226ZM17 155V154H16ZM75 155V156H74ZM140 155V156H141ZM144 155V154H143ZM142 155V156H143ZM173 155V156H172ZM187 155V154H186ZM195 155V154H194ZM210 155V154H209ZM234 155V154H233ZM231 156L232 157V159L234 160V156ZM11 156V155H10ZM10 156H7V155H5L4 154V152H0V183L1 182H6L7 180H9L8 178L11 176V179L12 178H14V177H17V179L20 181L22 178V182H23V180L25 179H27V181L25 182V184H27V183H29V180H32L33 182H36V180H35V178H37V175L35 176V178L33 177L34 175V172L33 173H31L30 171V168H27V165H29V163L31 162H29V160L30 159H28V157L26 156V157H24V158H26V159H24L23 158V160H26L27 161V159H28V164L25 162V161H23L24 162V166H22L21 165V163L22 162H20V165H18V163H16V160H20L21 161V157L22 156H19V158L18 159H16V160H12L11 158H10ZM24 156H25V154H24ZM39 156V155H38ZM45 156V155H44ZM83 156H85V155H83ZM131 157V158H129V157ZM138 156V155H137ZM145 156V155H144ZM201 156H203V155H201ZM201 156H199V159L201 158ZM12 157H15V155L14 156H12ZM17 157V156H16ZM41 157H42V155H41ZM85 157H87V156H85ZM85 157H83V159L85 158ZM139 157V156H138ZM204 157V156H203ZM220 157H222V156H220ZM230 157V156H229ZM236 157V156H235ZM44 158V157H43ZM78 159H79V157H77ZM88 158V157H87ZM89 158V159H90ZM187 158V157H186ZM192 158V157H191ZM218 158V160L219 159H221V158H219V157H217ZM216 158V159H217ZM77 159V160H78ZM138 159V158H137ZM224 160H225V158H223ZM228 159V158H227ZM230 159V161L232 162V160H231V158H229ZM76 160V159H75ZM87 159H85V161H86ZM141 160V159H140ZM192 160V159H191ZM190 160V161H191ZM202 160H203V158H202ZM210 160H212V159H210ZM213 160H215V159H213ZM217 160V161H218ZM222 160V159H221ZM220 160V161H221ZM224 160H222V161H224ZM236 160H238L237 158L235 159V161ZM15 161V162H14ZM80 161H81V159H80ZM89 160H87V162H88ZM101 161V165H100V163L98 164V162H100ZM175 161V162H174ZM184 161V160H183ZM186 161V160H185ZM184 161V162H185ZM193 161V160H192ZM216 160L214 161V163L216 162V163H218ZM226 161V160H225ZM224 161V164L226 163ZM87 162H84V163H86L87 164ZM138 162H139V159H138ZM178 162V161H177ZM176 162V163H177ZM27 165H26V164ZM78 163V162H77ZM135 163H136V161H135ZM150 163V162H149ZM179 163V162H178ZM223 163V162H222ZM222 163H220L219 162V165L221 164L222 165ZM232 163H235V162H232ZM238 162H236V164H237ZM79 164V163H78ZM78 164H75V165H77L78 166ZM87 164V165H88ZM146 164V163H145ZM182 164V163H181ZM197 164V163H196ZM209 164H211V161H210V163H208V165ZM229 164H230V162H229ZM25 165H26V167H25ZM139 165V164H138ZM138 165H137V167H138ZM151 165V166H152ZM172 165V164H171ZM175 165V164H174ZM198 165V164H197ZM202 165V164H201ZM216 165V164H215ZM226 165V166H225ZM224 166H220L223 170H224V167H227V164H225ZM231 165V164H230ZM235 165V164H234ZM234 165H232L231 167H233ZM45 166V165H44ZM73 166V167H72ZM85 166V165H84ZM146 165H142L141 167L143 168V167H145ZM190 166V165H189ZM205 166H206V164H205ZM229 166V165H228ZM29 167V166H28ZM32 167V166H31ZM76 167V166H75ZM89 167V168H90ZM103 167H106L107 169H103ZM136 167V166H135ZM139 167H140V165H139ZM138 167V168H139ZM152 167H154L155 169H156V167L155 166H152ZM151 167V168H152ZM174 167H176V165L175 166H173V168ZM177 167H178V165H177ZM185 167V166H184ZM188 167V166H187ZM204 167V166H203ZM209 167V166H208ZM207 167V168H208ZM210 167H211V165H210ZM209 167V168H210ZM216 167V169H218L217 168V166H214V168ZM230 167V168H231ZM46 168V167H45ZM87 168V167H86ZM89 168H87V169H89ZM90 168V169H91ZM100 168H102L101 170H99ZM146 168V167H145ZM147 168H148V166H147ZM154 168H152L153 170H154ZM157 168V169H158ZM192 168V167H191ZM205 168V167H204ZM204 168H203V170H199L200 172L201 171H205L204 170ZM212 168V167H211ZM228 168V167H227ZM234 168H237L238 169V167H236V166H234ZM233 168V169H234ZM6 169V170H5ZM30 171H29V170ZM32 169H33V167H32ZM48 169V168H47ZM135 169V168H134ZM133 169V170H134ZM152 169H151V171H152ZM176 168H174L172 171H174ZM188 169V168H187ZM206 169V168H205ZM213 169V168H212ZM229 169V168H228ZM232 169V170H233ZM243 169V168H242ZM74 170V169H73ZM76 170V169H75ZM74 170V171H75ZM92 170H90V171H92ZM129 170V169H128ZM142 170V169H141ZM146 170H148V169H146ZM159 170V169H158ZM178 170H179V168H178ZM181 170V169H180ZM185 170V169H184ZM183 170V171H184ZM195 170V169H194ZM208 170V169H207ZM214 170V169H213ZM221 170V169H220ZM223 170H221L222 172H223ZM227 169L225 168V171H226ZM239 170V169H238ZM36 171V170H35ZM78 171V170H77ZM137 172H140V173H138V174H142L141 173V171L140 170H136ZM143 171V170H142ZM155 171H157V170H154V172ZM217 172L216 171V173L218 174V173H222V172ZM87 172V171H86ZM132 172V171H131ZM133 172H135V171H133ZM144 172V171H143ZM148 172H150V171H148ZM147 172V173H148ZM153 172V173H154ZM175 172V171H174ZM185 172V171H184ZM183 172V173H184ZM191 172V171H190ZM198 172V171H197ZM197 172L195 173V174H197ZM199 172V173H200ZM210 172V171H209ZM233 172V171H232ZM235 172V171H234ZM240 172H243V170L241 171V169H240ZM36 173V172H35ZM80 173V172H79ZM146 173V172H145ZM152 173V172H151ZM152 173V174H153ZM169 173H172V172H170L169 171ZM178 173V172H177ZM176 173V174H177ZM180 173L181 174H183L182 173V171H180L179 172V175H180ZM189 173V172H188ZM193 173H194V171L192 172V175H193ZM198 173V174H199ZM203 173V172H202ZM225 174L227 173V171L226 172H224ZM36 174H38V173H36ZM134 174V173H133ZM144 174V173H143ZM210 174H213V175H215L214 174V171H213V173H209V175ZM223 174V173H222ZM221 174V175H222ZM224 174V175H225ZM8 175H10L9 177H8ZM70 175V176H69ZM80 175V174H79ZM82 175H83V173H82ZM85 175V174H84ZM95 175V174H94ZM100 175H98L97 174V176H100ZM125 175V176H124ZM136 175V174H135ZM146 176L148 175V174H145ZM171 175V174H170ZM172 175H173V173H172ZM174 175H175V173H174ZM185 175H186V173H185ZM191 175V176H192ZM220 175V174H219ZM218 175V176H219ZM224 175H223V177L222 178H224ZM231 175V174H230ZM152 176V175H151ZM152 176V177H153ZM168 176H169V174H168ZM183 176V175H182ZM187 176H190V175H188L187 174ZM186 176V177H187ZM195 176V175H194ZM194 176H192V177H189L190 179H192ZM199 177H200V175H198ZM204 176H206V175H204ZM228 176V173H227V175H226V177ZM234 176V175H233ZM236 176H237V174H236ZM39 177V176H38ZM43 177V176H42ZM77 177V176H76ZM79 177V176H78ZM77 177V178H78ZM91 177V176H90ZM131 177H134V176H131ZM169 177H172V176H169ZM178 177H180V176H178ZM185 177V176H184ZM184 177H182V178H184ZM196 177V176H195ZM207 177V176H206ZM210 177V179H211V176H209ZM209 177H208V179L206 178H204V182H207L206 180H209ZM215 177H216V175H215ZM220 178H221V176H219ZM218 177V178H219ZM229 177V176H228ZM231 177V176H230ZM229 177V178H230ZM19 178H21V179H19ZM89 178V177H88ZM93 178H95V177H93ZM130 178V177H129ZM142 178V177H141ZM140 178V179H141ZM148 178H149V175H148ZM181 178V177H180ZM201 178V177H200ZM234 177H232V179H233ZM237 178H240V177H238L237 176ZM97 179H98V177H97ZM97 179H95V180H97ZM133 179V178H132ZM131 179V180H132ZM143 179H144V176H143ZM154 179V178H153ZM175 179H178V178H176L175 177ZM189 179V180H190ZM194 179V178H193ZM192 179V180H193ZM195 179H198V182H199V180H201V179H199L198 177L197 178H195ZM212 179H214L213 181V183L211 184V186H208L207 184H209V183H207L206 184V186H204L205 188H207V189H205L204 187H203V185L201 186L202 188H200L201 190H200V192H198V188H197V193L195 192V193H191L190 192V190H189V188L187 187H185L184 185H183V183H182V185H183V187L184 188H181L180 186V182H182V181H184V179L182 180V179H180V181H178L179 182V184L178 185H176V186H178V188L179 189H181L182 190V193L180 192V194L179 195H174L175 196V202H176V204H177V206L179 207L178 209L180 210V212H179V216L180 215H182V214H184L183 213V211H182V206H185V208H186V206L188 207L187 209H189V207L191 208V210H193V211H197L198 209L200 210L201 209V207H202V205L204 204V201H210V200H216V199H218L219 197V195L220 196H222L223 194H225L226 192H227V188H229V186H227V188L226 187H224L227 183L224 181H221L220 179H215L214 178V176L212 177ZM15 180V179H14ZM39 182H41V180H40V178H38L37 179ZM84 180V179H83ZM130 180V181H131ZM150 180H151V177H150ZM179 180V179H178ZM185 180H187V179H185ZM12 181V180H11ZM32 181L30 182L32 185L31 186H34L33 185V183H32ZM37 181V182H38ZM45 181V182H46ZM85 181V180H84ZM134 181V180H133ZM194 181V180H193ZM196 182H197V180H195ZM194 181V182H195ZM211 182H212V180H210ZM227 181H229V179L227 180ZM15 182V181H14ZM36 182V183H37ZM82 182V181H81ZM95 183L94 181L93 182H91V181H88V183ZM135 182V181H134ZM151 182H152V180H151ZM196 182H195V185H196ZM201 182H202V180H201ZM209 182V181H208ZM210 182V183H211ZM24 183V182H23ZM35 183V184H36ZM75 183H76V179H75ZM171 183H172V181H171ZM175 183V182H174ZM185 183V182H184ZM187 183H188V185L189 184H192L191 183V181H190V183H189V181L187 180ZM226 183V184H225ZM228 183H230V182H228ZM39 184L40 183H38V187H39ZM45 184V183H44ZM173 184V183H172ZM235 184V183H234ZM9 185V186H8ZM8 185H6V186H8L7 188H5L4 189V191H3V194H1L0 193V216L2 215V213L1 212H5V214H4V216L5 217H7L8 219H10L12 222H13V224H14V226H13V228L9 231V233L6 231H4V232H1L0 233V239H1V241H0V264H47L46 262H45V260L46 261H49L50 262V260H51V262L50 263H52V264H80L79 262L81 261V259H83L82 258V256L83 255H85V254H87V253H85V254H81L80 256H81V258L80 257H78L77 256V252H76V250L78 251V246H81V240H80V237H78V235L76 236L75 234L77 233L76 232V230L74 229V231L76 232V233H74V234H69V235H61V234H59V236H57L56 234H57V232H55V231H52L51 229V226H50V224H48L47 223V225L45 226V222H44V220L42 221V222H44L45 224H44V226H43V229H42V231L44 230V234H45V239H46V241H42V242H39V237L40 236H42L43 234H39V231L41 230V228H40V230H39V228H38V222H39V219H38V222H37V219H34V221H29V220H27V217L25 218L24 216H22V213H23V211H21V208H22V205H21V208L19 207L20 205H19V202L18 203H15L16 202V200H15V202L13 201V199H14V197H15V194H16V189H18L20 186H22V185H20L19 187H17V186H15V184L13 183L12 184V182H11V184H8ZM29 185V184H28ZM41 185H43L42 183H41ZM86 187V189L84 188V186ZM127 185L129 186L130 185V183H127ZM171 185V184H170ZM169 185V186H170ZM188 185H186V186H188ZM236 185V184H235ZM37 186H36V188H37ZM82 186H83V189L81 190V188H82ZM175 186V187H176ZM192 185H190V188L192 189V187H191ZM193 186H194V184H193ZM199 186V187H200ZM250 186V185H249ZM17 187V188H16ZM28 187H30V186H27L26 185V190L27 189H29ZM41 187V186H40ZM44 187H45V185H44ZM46 187H47V185H46ZM45 187V188H46ZM167 187V188H166ZM173 187H174V185H173ZM233 188L235 187V186H232ZM237 187V186H236ZM235 187V188H236ZM252 187V186H251ZM22 188H23V186H22ZM74 188H75V186H74ZM100 188H102V187H100ZM107 188V187H106ZM170 188H171V186H170ZM196 188H194L195 190H196ZM234 188V190H237V189H235ZM253 188H255V187H253ZM253 188H251V189H253ZM30 189H31V191H32V187H30ZM33 189H35V188H33ZM104 189H105V187H104ZM103 189V190H104ZM177 189V188H176ZM230 189H231V186H230ZM41 190V189H40ZM74 190V191H73ZM101 190V189H100ZM124 190V189H123ZM173 190L175 191V189L173 188ZM173 190H171V191H169L170 193L173 191ZM248 190V189H247ZM18 191H20V189L18 190ZM23 191V190H22ZM30 191V190H29ZM29 191H25V192H27L28 194H32L31 192H29ZM45 191V190H44ZM83 193H82V192ZM125 191V190H124ZM173 191V192H174ZM233 191V190H232ZM251 190L249 189V192H250ZM36 192V191H35ZM102 192V191H101ZM128 192H125V194H128ZM173 192H172V194H173ZM205 192V193H204ZM230 192V191H229ZM253 192H254V190H253ZM252 192V193H253ZM27 193H25L26 195L25 196H27ZM41 193V192H40ZM82 193V194H81ZM103 193V192H102ZM102 193H101V196L103 197V195H102ZM105 193H103L104 195H105ZM237 193V192H236ZM238 193H240V192H238ZM237 193V194H238ZM250 194L251 196H253V198H254V196H255V201H256V199L260 202H258L257 203V205H261L262 206V209L264 208V191H262V190H258L257 188H255V193L256 194ZM4 194H6L4 197H3V195ZM18 194V193H17ZM20 194V193H19ZM18 194V195H19ZM22 194H24L23 192H22ZM236 194V195H237ZM243 194V193H242ZM246 194V193H245ZM249 194H246V195H248V198H249ZM37 194H35V196H36ZM38 195H39V193H38ZM131 195V194H130ZM129 194H128V196H130ZM238 195H240V194H238ZM237 195V196H238ZM245 195V196H246ZM20 196V195H19ZM18 196V197H19ZM22 196V195H21ZM21 196H20V198H21ZM32 196H33V194H32ZM42 196V195H41ZM40 196V197H41ZM52 196V195H51ZM99 196H100V193H99ZM100 196V197H101ZM119 196H121V199L119 198ZM165 196V195H164ZM168 196V195H167ZM170 196H172V195H170ZM31 197V196H30ZM49 197V196H48ZM91 197V196H90ZM94 196H92V198H93ZM109 197V196H108ZM126 197V196H125ZM131 197V196H130ZM156 197V198H155ZM239 197V196H238ZM27 198V197H26ZM42 198H44L43 196H42ZM41 198V199H42ZM52 198H53V196H52ZM97 198V197H96ZM129 198V197H128ZM239 198H242V197H239ZM245 198V197H244ZM243 198V200H245ZM67 199V200H66ZM85 199V200H84ZM93 199H95V198H93ZM105 199H106V197H105ZM163 199H168V197H166V198H163ZM177 199V200H176ZM23 200H24V198H23ZM23 200H22V202H23ZM28 200V199H27ZM31 200V199H30ZM29 200V201H30ZM33 200H35V198L34 199H32L31 201H33ZM44 200H45V198H44ZM49 200V199H48ZM58 200V199H57ZM60 200H58V201H60ZM90 200H91V198H90ZM95 200H97V199H95ZM102 200V199H101ZM130 200H132V199H130ZM130 200H129V202H130ZM169 200H171V198L169 197ZM241 202L243 201L242 199H239ZM246 200H247V198H246ZM246 200H245V206H246V204H248V203H250V202H247L246 203ZM248 200H251L252 201V199H248ZM254 200V199H253ZM30 201V202H31ZM36 201H39V200H37V196H36ZM42 200H40L39 202H41ZM66 202V203H68V205L70 204L69 202ZM94 201V200H93ZM127 201V200H126ZM173 200H171V203L172 202H174ZM48 202V201H47ZM51 202V201H50ZM175 202L173 203V204H175ZM214 202V201H213ZM253 203H254V201H252ZM251 202V203H252ZM38 203V202H37ZM46 203V202H45ZM58 203V202H57ZM65 203V204H66ZM106 203V202H105ZM170 203V204H171ZM23 204V203H22ZM25 204V203H24ZM28 204V203H27ZM44 203H42V205H43ZM47 204V203H46ZM62 203L60 202V205H61ZM93 204V203H92ZM219 204V203H218ZM19 205V206H18ZM34 205V203H32V206ZM50 205V204H49ZM100 205H102V204H100ZM106 205V204H105ZM104 204H103V206H105ZM111 205V207H109ZM133 205V206H134ZM162 205V207H160ZM221 205H224V204H221ZM251 205H253V204H251ZM256 205V204H255ZM28 206V205H27ZM36 205H34L33 207H35ZM37 206H39V204H37ZM47 206H48V204H47ZM51 206V205H50ZM58 206V205H57ZM67 206V205H66ZM99 206V205H98ZM201 206V207H200ZM254 206V205H253ZM252 206V208H254ZM24 207H25V205H24ZM41 207V206H40ZM44 207V206H43ZM42 207V208H43ZM45 207H46V205H45ZM44 207V208H45ZM54 207V206H53ZM53 207L51 206L50 208L51 209H53ZM70 207V206H69ZM72 207H75V206H72ZM100 207V206H99ZM109 207V208H108ZM135 207L136 206H134V209H135ZM175 207V206H174ZM173 207V208H174ZM217 207V206H216ZM219 207H224V206H220L219 205ZM218 207V208H219ZM226 207V206H225ZM233 207V206H232ZM231 207V208H232ZM248 207H250V206H248ZM244 208L243 210H245V209H251L252 210V208ZM49 208V207H48ZM68 208V207H67ZM80 208V207H79ZM172 208V209H173ZM177 208V207H176ZM198 208V209H197ZM227 208V207H226ZM234 208H236V206H234ZM41 209V208H40ZM50 209V210H51ZM57 209V207L55 208V210ZM93 209H95L96 210V208L95 207H93ZM100 209V208H99ZM137 209V208H136ZM195 209H197V210H195ZM222 209H224L225 210V208H219V209H217L218 211H220V210H222ZM238 209H240V208H237V210H236V212H238L239 213V211H238ZM242 209V208H241ZM257 209H259L258 207H257ZM24 210V209H23ZM26 210V209H25ZM24 210V212H26V213H28L27 211H25ZM27 210H29V215H30V210L31 209H27ZM34 210V209H33ZM32 210V211H33ZM58 210V209H57ZM60 210V209H59ZM82 210H84V209H82ZM86 210V209H85ZM102 211H103V209H101ZM175 209H173V212H175L174 211ZM223 210V211H224ZM228 210V208L226 209V212H228L227 211ZM229 210H230V208H229ZM234 210V209H233ZM250 210V211H251ZM254 210V209H253ZM255 210H256V207H255ZM254 210V211H255ZM260 210H261V208H260ZM264 210V209H263ZM263 210H261V211H263ZM35 211V210H34ZM33 211V212H34ZM43 211H44V209H43ZM46 211V213L49 211V209L48 210H45ZM45 211L43 212V213H45ZM54 211V210H53ZM79 211V210H78ZM87 211V210H86ZM97 211H100V210H97ZM97 211H96V213H97ZM102 211H100V213L102 212ZM104 211H106V210H104ZM137 211V210H136ZM212 211V210H211ZM235 211V210H234ZM234 211H232V212H234ZM241 211V210H240ZM246 211H249V210H246ZM249 211V213L251 214V216L254 214V211H253V213H251ZM258 211V210H257ZM22 212V213H21ZM32 212V213H33ZM41 212V211H40ZM50 212H52V211H50ZM58 212V211H57ZM60 212V211H59ZM59 212H58V214H59ZM63 212V211H62ZM77 212V211H76ZM81 212V211H80ZM109 212H111V213H109ZM138 213H139V211H137ZM141 213L143 212L142 211V209H141V211H140ZM186 212V211H185ZM192 212V211H191ZM213 212V211H212ZM221 212V211H220ZM225 212V213H226ZM232 212H231V210H230V213H231V215H232ZM236 212H234V213H236ZM242 212V211H241ZM244 212V211H243ZM35 213V212H34ZM34 213H33V218H34V216L36 217V215H34ZM36 213H37V211H36ZM39 213V212H38ZM37 213V214H38ZM52 213H54V212H52ZM56 213V212H55ZM106 212H104L103 214H105ZM127 213H130V214H127ZM144 213V212H143ZM216 213H217V211H216ZM225 213H223V215L225 214ZM238 213H236V215H233V218H238L237 216H240V215H242V214H238ZM248 213V214H249ZM262 213H264V212H262ZM58 214H56V215H58ZM61 214V213H60ZM71 214H73L72 212H71ZM80 214V213H79ZM95 214V213H94ZM107 214V213H106ZM125 214V215H124ZM128 216H127V215ZM135 214V213H134ZM134 214H133V216H134ZM229 214V213H228ZM244 214H246L247 215V213L245 212ZM243 214V215H244ZM250 214H249V216H247V217H251L250 216ZM256 214V213H255ZM259 214V213H258ZM38 215H40V214H38ZM49 215H52V214H49ZM54 215V214H53ZM62 215H64L65 216V212H64V214H61L60 215V217L62 216ZM67 215H68V218H70L69 217V214L67 213ZM82 215V214H81ZM90 215V214H89ZM88 215V216H89ZM100 215V214H99ZM109 215L107 216V217H109ZM130 215V216H131ZM153 215V216H152ZM155 215V216H154ZM230 215V216H231ZM260 215H262V214H260ZM31 216H32V214H31ZM42 216V215H41ZM44 216V215H43ZM72 216V215H71ZM101 216V215H100ZM151 216V217H150ZM202 216V215H201ZM227 216L228 215H226V219H227ZM245 216V215H244ZM257 216V219H259L258 218V215L256 214L255 215V217ZM30 217V216H29ZM39 217V216H38ZM45 217V216H44ZM49 217V216H48ZM54 217V216H53ZM73 217V216H72ZM71 217V218H72ZM91 217H92V215H91ZM106 217V218H107ZM132 217V216H131ZM131 217H130V220H131V222H132V219H134V218H136L135 216H134V218H132L131 219ZM178 217V216H177ZM240 217H243V216H240ZM254 217V216H253ZM252 217V219H250L251 221L252 220H254V218ZM56 218V217H55ZM62 218V217H61ZM73 218H75V217H73ZM72 218V220H74ZM76 218H77V215H76ZM76 218H75V221H76ZM110 218V219H111ZM169 218V219H168ZM213 218V217H212ZM224 218V217H223ZM228 218H229V216H228ZM248 218V219H249ZM264 219V216L263 217H261V219ZM52 219V218H51ZM67 218H66V216H65V220H66ZM84 219H87V218H85L84 217ZM109 219V218H108ZM107 219V220H108ZM173 219V218H172ZM176 219V218H175ZM239 219V218H238ZM238 219H236V221L238 222ZM242 219H244V218H242ZM242 219H240V220H242ZM245 219H247L246 218V216H245ZM247 219V220H248ZM261 219H259V220H261ZM262 219V220H263ZM31 220H32V218H31ZM49 220V219H48ZM53 220V219H52ZM51 220V221H52ZM55 220V219H54ZM60 220V219H59ZM62 220H63V218H62ZM81 220V219H80ZM92 220V219H91ZM101 220V219H100ZM103 220H104V218H103ZM203 219H201V220H199L200 222L202 221ZM231 220V219H230ZM233 220V219H232ZM247 220H244V221H247ZM258 220V221H259ZM46 221V220H45ZM57 221V220H56ZM87 221V220H86ZM93 221H94V218H93ZM126 221V222H125ZM134 221H135V219L133 220V223H134ZM204 221H205V219H204ZM235 221V220H234ZM236 221H235V224H236ZM250 221V222H251ZM258 221H255V222H257V223H255V222H252V223H254V225H255V227H256V224H258ZM48 222V221H47ZM50 222V221H49ZM55 222V221H54ZM74 222V221H73ZM78 222H81V221H79V219H78ZM95 222V221H94ZM150 222H153V223H150ZM198 222V221H197ZM217 222V221H216ZM224 222V221H223ZM225 222H226V220H225ZM248 222V221H247ZM246 222V223H247ZM51 223V222H50ZM62 223L64 224L65 222H63L62 221ZM61 223V224H62ZM69 224L71 223L70 221L68 222ZM82 223V222H81ZM77 223V224H80L81 226H82V224L84 223ZM91 223L93 224V222L91 221ZM96 223V222H95ZM146 223H147V225H146ZM174 223V222H173ZM203 223H207L208 224V222H203ZM202 222H201V225L203 224ZM233 222H231V224H232ZM238 223H241V222H238ZM249 223V222H248ZM248 223H247V225H248ZM251 223V224H252ZM259 223H260V221H259ZM53 224V223H52ZM56 224H60V223H56ZM60 224V225H61ZM62 224V225H63ZM77 224H75V226L77 225ZM88 224V223H87ZM99 224H101L100 222H99ZM105 224V225H106ZM230 224V225H231ZM234 224V225H235ZM244 224V223H243ZM49 225V226H48ZM53 225H55V224H53ZM59 225V226H60ZM197 226H193V228H192V232L193 233H188V231H186L187 229L186 228H182V229H179L178 230V233L174 236L173 234H174V232L176 231V229L177 228H175V231L173 230L174 228H172V230H173V232H170V234L171 235H169V237L166 239V241L164 240V242L167 244V246H168V248H165V246H164V248H162V250H160V251H162V252H164V254H161L162 256H166V254H167V251L168 250H175L176 249V247H178V249H180L181 250V254H180V257H183V259L185 260V264H192L193 262V260H194V258L196 257V259H198V262L200 263V264H206V260H205V256H206V248H205V246L204 245H202V244H198V243H196L197 242V240H195L194 239V237L196 236L198 239H199V237H198V234H199V227L198 226H201V225H198V224H196ZM215 225V224H214ZM228 224H226V226H227ZM247 225L246 224H244V225H242V226H244L247 230H248V228H249V226H250V224L248 225V227H247ZM40 226H42V223L40 224ZM59 226L58 225H56V227H58V229H59ZM72 226H74V224H72ZM84 226V225H83ZM82 226V227H83ZM86 226V225H85ZM84 226V227H85ZM100 226V225H99ZM98 226V227H99ZM102 226V225H101ZM133 226V225H132ZM135 226V225H134ZM209 227L210 226H212V225H208ZM225 226V227H226ZM236 226V225H235ZM240 224H239V226L237 227V228H240V227H242ZM252 226V225H251ZM251 226H250V228H251ZM258 226H259V224H258ZM260 226H264V224L262 225H260ZM78 227V226H77ZM94 227V226H93ZM109 227V228H110ZM156 227H153V229L154 228H156ZM172 227V226H171ZM231 227V226H230ZM254 227V226H253ZM252 227V228H253ZM63 228V227H62ZM62 228H60L61 230H62ZM67 228V227H66ZM65 227L63 228V229H66ZM70 228V227H69ZM76 228V227H75ZM127 228V229H126ZM135 228V227H134ZM202 228V226L200 227V229ZM211 228V227H210ZM73 229V228H72ZM83 229V231H84V228H82ZM85 229H89V228H85ZM93 229V228H92ZM97 229V228H96ZM98 229H100V227L98 228ZM102 229V228H101ZM103 229H104V227H103ZM208 228H207V225H205L204 226V224H203V228H202V230L206 233V230H207ZM212 229H213V227H212ZM212 229H208L209 231H210V233H211V235L213 234V232H212ZM219 229V228H218ZM229 229V228H228ZM231 229H233V228H231ZM255 229V228H254ZM253 229V230H254ZM257 229V228H256ZM255 229V231H257ZM258 229H260V227L258 228ZM60 230V231H61ZM67 230V229H66ZM77 230H79V229H77ZM91 230V229H90ZM106 230V229H105ZM126 230V231H125ZM141 230V229H140ZM140 230L138 231V229H137V231L138 232H140ZM190 230V229H189ZM202 230H201V232H202ZM230 230V229H229ZM238 230H240V229H238ZM58 231V230H57ZM63 231L64 230H62V233H63ZM68 231V230H67ZM88 231V230H87ZM87 231H86V233H87ZM97 231V230H96ZM108 230H106V232H107ZM135 231H136V229H135ZM209 231H207V233L209 232ZM241 232L240 233H242V229L240 230ZM59 232V231H58ZM103 232V231H102ZM105 232V231H104ZM105 232V233H106ZM150 232V231H149ZM169 232V231H168ZM203 232V233H204ZM226 232V231H225ZM252 232H254V231H252ZM68 233H70L69 231H68ZM67 233V234H68ZM84 233V232H83ZM86 233L85 234H81V235H86ZM99 233V232H98ZM97 233V234H98ZM206 233V234H207ZM215 233H216V231H215ZM244 233V232H243ZM246 233V232H245ZM249 233V232H248ZM263 233V232H262ZM9 234H11L12 235V237H10L9 236ZM65 234H66V231H65ZM78 234V233H77ZM90 234V237H92L93 238V236H91L92 234L91 233H89ZM88 234V235H89ZM109 235H110V233H108ZM135 234H136V232H135ZM140 234V233H139ZM151 234V233H150ZM201 234V233H200ZM222 234V233H221ZM230 234V233H229ZM235 234V233H234ZM253 234H256V233H253ZM40 235V236H39ZM80 235V236H81ZM130 235L132 236V231H131V233H130ZM202 235V234H201ZM200 235V236H201ZM208 235V234H207ZM210 234H209V236H211ZM241 235V234H240ZM245 235V234H244ZM242 236V237H247V236ZM246 235H248L247 233H246ZM250 235H251V233H250ZM250 235H248V237L250 236ZM260 235H262V234H260L259 233V235H258V237L260 236ZM44 236V235H43ZM101 236V235H100ZM106 236H108L107 234H106ZM133 236H134V233H133ZM142 236V235H141ZM167 236V235H166ZM202 236H206L205 234H203ZM240 236V237H241ZM254 236H256L257 237V235H254ZM87 237V236H86ZM95 237V236H94ZM103 238H104V235L102 236ZM118 237H116V238H118ZM120 237H122V236H120ZM125 237V236H124ZM123 237V238H124ZM135 237V236H134ZM195 237V238H196ZM212 237V236H211ZM241 237V240L242 239H244V238H242ZM251 237H253L252 235H251ZM41 238V237H40ZM88 238V237H87ZM108 238V237H107ZM196 238V239H197ZM203 238V237H202ZM202 238H201V240H202ZM204 238H208V236L207 237H204ZM203 238V239H204ZM260 238V237H259ZM85 239V238H84ZM83 239V240H84ZM89 239V238H88ZM87 239V240H88ZM95 239V238H94ZM106 239V238H105ZM114 239V238H113ZM119 239V238H118ZM126 239V243H130V242H127L128 240ZM213 239V238H212ZM212 239L210 240L211 242H212ZM226 239V238H225ZM230 239V238H229ZM246 239H248V238H246ZM249 239H251V238H249ZM248 239V240H249ZM255 239H257V238H252L251 240L253 241V240H255ZM42 240H44V239H42ZM86 240V239H85ZM93 240V239H92ZM91 240V241H92ZM97 240L98 239H96L95 241L97 242ZM109 240H111V239H109ZM108 240V241H109ZM124 241H125V239H123ZM133 240V239H132ZM132 240H131V243H132ZM135 240V239H134ZM206 240V239H205ZM257 240H259V239H257ZM260 240H261V238H260ZM262 240H264V237H263V239ZM88 241H90V240H88ZM95 241L92 243L91 242V244H94L93 246H95V245H97V248H100L99 246H98V244L97 243H95ZM105 241H107V239L105 240ZM107 241V242H108ZM115 241V239L113 240V242ZM192 241H195L193 244H191L192 243ZM207 241V240H206ZM206 241H204L205 243L204 244H206ZM215 240L213 239V242H214ZM217 241V240H216ZM218 241H220V240H218ZM244 241V240H243ZM250 241V240H249ZM251 241V243H254V242H252ZM45 242V243H44ZM100 242V241H99ZM98 242V243H99ZM106 242V243H107ZM111 242H112V240H111ZM117 242H119V240H117ZM116 242V244H118ZM157 242V241H156ZM210 242V243H211ZM224 242V241H223ZM245 242L248 244V242L245 240ZM245 242H243V244H245ZM259 242V241H258ZM83 243V242H82ZM115 243V242H114ZM126 243L125 244H123V245H126ZM130 243V244H131ZM218 243V242H217ZM257 243V242H256ZM261 242H259V244H260ZM39 244H41V245H39ZM86 244H90V243H88V242H86ZM108 244H109V242H108ZM108 244H107V246H108ZM110 244H113V243H110ZM109 244V245H110ZM115 244V245H116ZM129 244V245H130ZM196 244V245H195ZM208 244V243H207ZM246 244V245H247ZM264 244V243H263ZM263 244L261 243V247H259V248H262L263 247ZM83 245V244H82ZM85 245V244H84ZM83 245V246H84ZM104 245V244H103ZM102 245V246H103ZM106 245V244H105ZM175 245H176V247H175ZM193 245H195V246H193ZM242 245V244H241ZM249 245H250V243H249ZM251 245H253V244H251ZM256 245V244H255ZM24 246H30V249H26L27 251H22L20 248L21 247H24ZM82 246V247H83ZM88 246V245H87ZM93 246H91L92 248H93V250H94V248H95V250H97L96 249V246L95 247H93ZM101 246V245H100ZM113 246V245H112ZM112 246H110V247H112ZM119 246H121V245H119ZM161 246H163L162 244H161ZM166 246V247H167ZM209 246V245H208ZM245 246V245H244ZM254 246V245H253ZM253 246H251V247H253ZM259 245H257V247H258ZM85 247V246H84ZM114 247V246H113ZM115 247H117V245L115 246ZM124 247V246H123ZM249 247V246H248ZM254 247H256V246H254ZM88 248V247H87ZM105 248H106V246H105ZM147 248V247H146ZM146 248H145V250L143 251V252H145V251H150V250H146ZM244 248V247H243ZM258 248V249H259ZM61 249H68V252H67V254H62L61 255V253H60V251H61ZM91 249V248H90ZM106 249H108V247L106 248ZM106 249H104V250H106ZM112 250H113V248H111ZM119 249V248H118ZM147 249H149V248H147ZM157 249V248H156ZM161 249V248H160ZM245 249V248H244ZM244 249H243V251H244ZM248 249V248H247ZM250 249V248H249ZM257 249V250H258ZM83 250H84V248H83ZM101 250H103L102 248H100L99 249V253L100 254H102L101 252H103V251H101ZM111 250V251H112ZM159 250V249H158ZM241 250V249H240ZM261 250V249H260ZM89 251V250H88ZM122 251H123V249H122ZM122 251L120 252V253H122ZM243 251H241V253H240V255H242L243 253H245V252H243ZM245 251H248V250H246L245 249ZM251 251V250H250ZM63 252H65V251H63ZM79 252V251H78ZM80 252H82V250L80 251ZM84 252H85V250H84ZM90 253H92V251L90 250L89 251ZM96 251H93V254H91V256L89 257V255H88V258L87 259H83V263L82 264H84L85 262H89L90 264H92L93 263V261H91V259H92V256L93 255H95L96 254V256H97V253H95ZM118 252V251H117ZM156 252H159V251H156ZM239 252V251H238ZM243 252V253H242ZM252 252V251H251ZM253 252H254V249H253ZM151 253V252H150ZM159 253H161V252H159ZM159 253H156V255L158 256L159 255ZM175 253V252H174ZM178 253H180L179 251H178ZM249 252H247L246 254H248ZM261 253V252H260ZM79 254V253H78ZM105 254H106V252H105ZM136 254V253H135ZM146 255H147V253H145ZM173 254V253H172ZM251 254V253H250ZM254 254V253H253ZM252 254V255H253ZM70 255H74L75 257L73 258V259H71L72 258V256H71V258H69L70 257ZM132 255V254H131ZM155 255V256H156ZM160 255V256H161ZM169 255V253L167 254V256ZM176 254H174V256H175ZM244 255V254H243ZM252 255H249V256H252ZM263 255H264V251H263ZM95 256V257H96ZM101 256H103V254L102 255H100V258H101ZM148 256V255H147ZM151 256H153V255H149V257H150V259H151V261H152V258H151ZM155 256H153V257H155ZM161 256V257H162ZM237 256H238V254H237ZM247 256V255H246ZM254 256H257V255H254ZM259 257H262L261 255H258ZM85 257V256H84ZM86 257H87V255H86ZM98 258H99V255L97 256ZM119 257H121V256H119ZM123 257V256H122ZM139 257V256H138ZM240 258H242L243 256H239ZM91 258V259H90ZM102 258H104V257H102ZM133 258V257H132ZM147 258V257H146ZM155 258H157L158 259V257H155ZM168 258H169V256H168ZM239 258V260H241ZM244 259H246L245 257H243ZM243 258H242V260H243ZM255 258V257H254ZM90 261H89V260ZM154 259V258H153ZM157 259H154L155 260V263H156V261H158ZM167 259V258H166ZM248 260H250L251 258H247ZM253 259V258H252ZM256 259V258H255ZM37 260H39V263L37 262ZM40 260H42V261H40ZM95 260V259H94ZM101 260V259H100ZM105 260V259H104ZM124 260V259H123ZM134 260V259H133ZM192 260V261H191ZM247 260V261H248ZM261 260V258H259V261ZM98 261H99V259H98ZM122 261V260H121ZM139 260L137 259L136 260V262H138ZM147 261H148V259H147ZM246 261V262H247ZM253 261V260H252ZM255 261H257V260H255ZM48 262V263H49ZM92 262V263H91ZM164 262V261H163ZM195 262V261H194ZM238 262H240V261H238ZM258 262V261H257ZM99 263V262H98ZM124 263V262H123ZM122 263V264H123ZM153 263V262H152ZM154 263V264H155ZM160 263V262H159ZM196 263H197V261H196ZM243 263V262H242ZM252 263V262H251ZM262 264H264V261H263V258H262V262H261ZM88 264V263H87ZM97 264V263H96ZM100 264V263H99ZM194 264V263H193ZM198 264V263H197ZM243 264H245V263H243ZM253 264H256V263H254L253 262ZM260 264V263H259Z\"/></svg>",
  "mask_w": 264,
  "mask_h": 264
},
{
  "label": "rangeland",
  "instance_id": "rangeland-1",
  "mask_svg": "<svg viewBox=\"0 0 264 264\" xmlns=\"http://www.w3.org/2000/svg\"><path fill=\"white\" fill-rule=\"evenodd\" d=\"M4 3H3V2ZM13 1H17V2H19L18 0H12V1H10V3L8 2V0H0V49H3L2 51H1V53H0V65H7V68H8V65L9 64H7L8 62L9 63H11L10 64V68H11V70H10V68H8V70L10 71V72H12V76L13 77H15V74H16V72H17V67L19 66V64L20 63H22V62H24V61H26L27 63H28V66L26 65V68L27 67H29V68H27L26 70L23 68V76H25V75H27L28 73H25L26 71H28V72H30L29 73V75L30 74H33L32 76H31V78L33 79H37V76H34V75H37L36 74V72L35 73H31V71H32V69L31 68H33V66H34V64L32 63L33 61L34 62H39V63H41V61H43V59H41V57H43L44 58V60H46V61H51L52 62V64L54 65L55 63L57 64V63H59V62H56V60H58V61H64L65 63H67V64H72L73 63V59H72V55L69 53V52H66L65 50H63V49H65L64 48V46L63 47H60L59 46V44L62 46V43H60V42H58L59 44H57V41H55L54 42V40H53V38H50V35L49 36H47L46 34H47V29H50L51 27H53V24H54V27L56 28L55 29V31H57V33H59V30H58V28L55 26V25H57L58 26V22L56 23V22H53V21H50V19L49 18H47L48 16V14H47V12H45L44 14H47L46 15V17H43L44 16V14H42L43 13V9L42 8H44V7H42V6H45V5H47V4H45V2L44 1H39L38 2V4L36 3L37 1L36 0H34V3L33 4H30L29 2H27V7L26 8H24L22 5H20V4H22L23 2L22 1H20V4H16L15 2V4L13 3ZM78 2L79 0H75V2ZM83 1L85 2V3H83ZM83 1H79L78 2V7H79V12H80V16H81V18L82 19H84L85 20V18H88V17H92L93 18V20L92 19H90V18H88L89 19V22H87L86 20H88V19H86L85 21L87 22V23H90L91 21V23H90V25H88L87 24V26L88 27H90V29H91V25H95V28L93 29V26H92V30H93V32H95V29H97L99 26V28L100 29H102L103 28V31H105V32H103V34H106V35H104L103 36V34H101L102 33V31L101 30H99V28H98V30H96L97 32L99 31L100 32V34L105 38V37H107V39H109V40H111V42L113 41L114 42V39L117 41H115V43H119L121 40V42H122V44H125V42H126V46H127V48H129V46H130V44H131V48L129 49V50H131L130 52H134V54H136L138 57H142V53H138V52H140V49H141V47L140 46H142V48L143 49H149V50H144L145 52H143V53H145V54H149V52L150 51H152L153 52V50H154V52L153 53H156L155 55L157 56V54L160 56V55H162L163 54V57L166 55V56H168L169 58H165L164 57V59L163 60H165V59H167L166 61H164L163 63L164 64H166V65H164L162 62L160 63L159 61H160V59L159 58H161V56L160 57H158L157 56V58L159 59V61L157 62V64H162L161 65V68L160 69H164V70H161V72L162 71H165V75H166V73H167V77L169 78V81L171 80V82L172 83H174L175 84V86L176 85H179V86H176V87H178L179 88V93H183V89L185 88V89H189V91L188 90H185V92L187 93V95L185 94V92L183 93V95H182V97H185L184 96V94L186 95V98H187V100H189V101H187L186 100V102H185V104L186 105H188V106H190V105H192V109H194V107L196 106V109H197V111L195 112V111H193V112H195V113H197V112H199L200 114L198 115V113H197V117L198 118H200L199 116L201 115V120L203 119L202 117V115H204V118H206L207 116L205 115V113L206 114H208L209 112H205V111H208L209 109H211V105H210V103H213L212 104V106L214 105V108L216 107L215 105H217L218 106V103L216 104V102H217V98H218V95H219V88L218 87H220V80L217 78V77H222L221 75H222V73H221V70H219L218 69V67L220 66V64H219V60H221L220 58H219V54H220V52H219V50L218 49H216V48H220V46L217 44L219 41L221 42V40L223 39V36L221 37V38H217L216 36H215V38H213V36H212V34L214 35H216L217 34V32H220V30H222V31H224L223 30V26H225V25H230V23L233 21V19L231 18V17H228L227 16V13L228 14H231L232 12H233V10H231L232 8H230V7H228V5L222 0V1H220V0H217V2H216V0H213V2L215 3H212V0H210V1H208V0H153L154 2H152V3H149V2H151L152 0H150V1H148V3H149V6H148V4H147V2H143V3H141V4H136L135 5V1L133 2V0H131V2H130V4H129V1L130 0H83ZM123 1V2H122ZM127 1V2H126ZM158 1L159 2H162V3H160L159 5L158 4H156V3H158ZM164 1V2H163ZM169 1V2H168ZM171 1V2H170ZM191 1V2H190ZM192 1H194V3L192 2ZM208 1V2H207ZM220 1V5H219V2ZM42 2V3H41ZM86 2H88V4L86 3ZM89 2L91 3L90 5H89ZM112 2H113V6L111 5L112 4ZM173 2V3H172ZM189 2L191 3V4H189ZM199 2V3H198ZM222 2V3H221ZM262 2L264 3V0H262ZM8 3V4H7ZM25 3L26 2H24V5H25ZM28 3H29V6H28ZM80 3V4H79ZM81 3H83L84 5H83V8H82V6H80V5H82ZM121 3V4H120ZM125 3V4H124ZM129 5H133V8L130 6V7H128V9L125 7V6H129ZM134 3V4H133ZM171 3V4H170ZM201 3H203L202 5H201ZM216 3H218L217 5H216ZM224 3V4H223ZM8 6H7V5ZM85 4H87V5H89V6H86ZM164 4V7H160V6H162ZM184 4H187V5H184ZM188 4L190 5L189 6V8H187V6H188ZM193 4V5H192ZM196 4V5H195ZM208 4H210V6L208 5ZM222 4V5H221ZM33 6L34 7V9H33V7H31V6ZM92 5V6H91ZM95 5V6H94ZM100 5V6H99ZM115 5V6H114ZM121 5V6H120ZM125 5V6H124ZM145 5V6H144ZM152 5H155L154 6V8L152 7ZM160 7H158V6ZM166 5H167V8H166ZM180 5V6H179ZM183 5V6H182ZM198 5H201V6H198ZM204 5H205V9L204 8H201V7H204ZM19 6H20V8H19ZM38 6H40V7H42L41 9L38 7ZM76 6H77V3H76ZM86 6V7H85ZM104 6V7H103ZM107 6V7H106ZM134 6H135V8L137 7V6H139L140 7V9L141 10H139L138 11V9H139V7L135 10V8H134ZM150 6H151V8H150ZM158 8H157V7ZM168 6H169V8H168ZM194 6V7H193ZM197 6V8H199V9H197L199 12H200V15L202 14L204 17V20L203 21H200L198 18L196 19V15L197 14H199L198 13V11H193V10H195V7ZM215 6V7H214ZM2 7H4L3 9H2ZM36 7V8H35ZM38 7V8H37ZM47 6H45V8H46ZM87 7H89V9L87 8ZM91 7L93 8V9H91ZM94 7H96V8H94ZM119 7V8H118ZM143 7V8H142ZM149 7V8H148ZM155 7H156V9H160V13H159V15L157 14L158 13V10H156L155 11V13H154V9H155ZM28 8V9H27ZM29 8H31V9H29ZM45 8H44V10H45ZM99 8V9H98ZM129 8L130 9H132L131 11H133V10H135L134 11V13L132 14V12L129 10ZM144 8H145V10H144ZM163 8H164V13L162 12V10H163ZM183 8H185V9H183ZM209 8V9H208ZM215 8L217 9V10H215ZM24 9H25V11H24ZM39 11H38V10ZM47 9V8H46ZM81 9H86L85 11L84 10H81ZM104 9V10H103ZM116 9V10H115ZM118 9V10H117ZM162 9V10H161ZM175 9V10H174ZM187 9H188V11H189V9L190 10H192V11H189V13L187 12L186 13V11H187ZM202 9H204V10H202ZM9 10V11H8ZM29 10H31V11H37L36 12V14L35 13H33L34 15H32V13H30L31 11H29ZM88 10V11H87ZM91 12H90V11ZM96 10V11H95ZM127 10H129L128 12H127ZM144 10V11H143ZM169 10H171V11H169ZM172 10H173V13H172ZM182 10V11H181ZM27 11V12H26ZM81 11H83V12H85V14L83 13V16L85 15V16H88V14L90 13L91 15H89L88 17H85L84 16V18H83V16H82V13H81ZM89 12L88 14H87V12ZM102 11V12H101ZM141 11V12H140ZM153 13H152V12ZM169 11V12H168ZM175 11L176 12H178V13H175ZM205 11V12H204ZM232 11V12H231ZM4 12V13H3ZM16 12V13H15ZM29 12V13H28ZM93 12V13H92ZM96 12V14H94ZM104 12V13H103ZM109 12V13H108ZM121 13V12H123L125 15L123 16V18L122 17H114V19L113 20H115L114 22L112 21H107L108 19H107V17H110L111 15H114L115 16V13ZM130 12V13H129ZM143 12H145L144 13V15L146 16H148V14L150 15V13H151V18L154 16V18H150L149 16V18L151 19V20H149V22L147 21L149 18H146L144 15H143ZM162 12V13H161ZM168 14H167V13ZM203 12V13H202ZM138 13H140V15L138 16L137 14ZM166 13V14H165ZM171 13V14H170ZM196 15H195V14ZM7 14V15H6ZM37 14H39V15H37ZM108 14V15H107ZM132 14V17H134L135 18V21L134 20H131V15ZM152 14H154V15H152ZM183 14H185V16H186V18H188L189 16H191V18H193V20H197V21H193V20H191V18L189 19H186L185 18V16L182 15ZM187 14V15H186ZM232 14H234V13H232ZM30 15V16H29ZM40 15H42V16H40ZM135 15V16H134ZM143 15V16H142ZM166 15V16H165ZM169 15V16H168ZM173 15H176L175 17L173 16ZM179 15H181L180 17H179ZM193 15V16H192ZM201 15V16H202ZM224 15H225V17H224ZM237 16H238V13L236 14ZM33 16V17H32ZM39 16V17H38ZM95 16V17H94ZM104 18H103V17ZM107 16V17H106ZM137 16L139 17V19H136L137 18ZM178 16V17H177ZM42 17V18H41ZM106 17V18H105ZM140 17H142V18H140ZM159 17H162V18H160V21H159V19H157L156 20V18H159ZM172 19H170V18ZM184 17V18H183ZM214 17H216V18H214ZM227 17V18H226ZM15 18V19H14ZM46 18V19H45ZM121 18V19H120ZM130 18V19H129ZM133 18V19H134ZM147 20H146V19ZM170 20H169V19ZM175 18V19H174ZM176 18H180L179 20L178 19H176ZM183 18V19H182ZM206 18V19H205ZM222 19V18H224L226 21H225V23H224V20L222 21V20H220V19ZM230 18V19H229ZM41 19V20H40ZM106 19V20H105ZM141 19H142V21H144V22H148L149 23V26H151V31L150 32H152V34H153V36H151V33L149 32V30H150V27H148V29H147V27H146V29L148 30V32H147V30H145V28H143L144 26H146L145 24L146 23H144V22H142L141 21ZM143 19H145V20H143ZM181 19H182V21H181ZM186 21H185V20ZM218 19V20H217ZM232 19V20H231ZM3 20V21H2ZM48 22H47V21ZM105 20V21H104ZM130 20H131V23H130ZM140 20V21H139ZM154 20H156V22L154 21ZM210 20V21H209ZM215 20V21H214ZM228 20H230L231 22H229ZM12 21V22H11ZM38 21V22H37ZM45 21V22H44ZM137 21H139L137 24H136V22ZM154 21V22H153ZM169 21V22H168ZM179 21V22H178ZM188 21V22H187ZM190 21H191V23H192V25H193V27H192V25L190 24ZM217 21H220V22H217ZM222 21V22H221ZM16 22V23H15ZM53 22V23H52ZM96 22V23H95ZM125 22V23H124ZM129 22V23H128ZM133 22V23H132ZM164 22H166V23H164ZM195 22V23H194ZM200 24H199V23ZM202 22V23H201ZM215 22V23H214ZM216 22H217V25L218 26H216ZM38 23V24H37ZM43 23H45V24H43ZM56 23V24H55ZM92 23H95V24H92ZM112 23V24H111ZM117 23V24H116ZM124 23V24H123ZM142 23H144V25L142 24ZM148 23H147V26H148ZM159 23H160V25H159ZM162 23V24H161ZM204 23V24H203ZM207 23V24H206ZM219 23V24H218ZM224 23V24H223ZM3 24V25H2ZM39 24H40V26H39ZM97 24V25H96ZM111 24V25H110ZM140 24H142V28H141V26H140ZM175 24V25H174ZM182 24V25H181ZM191 25V29H192V32L193 33H191L190 31V28H189V26ZM221 24V25H220ZM18 25V26H17ZM156 25V26H155ZM185 25V26H184ZM199 25V26H198ZM208 25V26H207ZM220 25V26H219ZM223 25V26H222ZM3 26V27H2ZM6 26V27H5ZM28 26V27H27ZM119 26V27H118ZM127 26V27H126ZM133 26V27H132ZM155 26V27H154ZM164 26V27H163ZM167 26H168V29H167ZM177 26V27H176ZM179 26V27H178ZM182 26V27H181ZM187 26H188V28H187ZM195 26V27H194ZM207 27V28H209L210 26V28L211 29H205V27ZM53 27V28H54ZM61 27V25L59 24V28ZM131 27V28H130ZM139 27V28H138ZM161 28V29H157V28ZM175 27V28H174ZM197 27V28H196ZM200 27V28H199ZM2 28V29H1ZM33 28V29H32ZM127 28V29H126ZM155 28L157 29V31L158 30H160L158 33H157V31H155ZM179 28L181 29V32L179 31V32H177V29L179 30ZM184 28H187L186 30H187V32H186V30L184 29ZM212 28L214 29V30H212ZM220 28V29H219ZM9 29H11V30H9ZM19 29V30H18ZM21 29V30H20ZM88 30H90L89 28H87ZM109 29V30H108ZM129 29V31H127ZM135 29V30H134ZM138 29V30H137ZM163 29V30H162ZM166 29V30H165ZM194 29V30H193ZM205 29V30H204ZM216 29H219V31L218 30H216ZM46 30V31H45ZM91 30V31H92ZM126 32H128V33H126ZM134 32H133V31ZM140 30H142L141 32H142V34H140L141 32H140ZM144 30V31H143ZM165 30V31H164ZM170 30V31H169ZM173 30H176V33H177V35H176V33H174L173 32ZM190 30V31H189ZM197 30L199 31L198 33H197ZM207 30V35H206V33L205 32H203V31H206ZM210 30H212V31H210ZM15 33H14V32ZM154 31V32H153ZM164 31V32H163ZM170 33H169V32ZM173 33H172V32ZM186 32V34H188V35H186L187 36V38H188V40L191 42V41H193L192 43L195 45H193L192 43H190L187 39H186V37H185V35H183V33L184 32ZM13 32V33H12ZM40 32V33H39ZM44 33V35H43V33ZM63 32V31H62ZM124 32H125V34H124ZM202 32V33H201ZM211 32V33H210ZM5 33L7 34V35H5ZM138 36L139 35V38L141 37V35H145V36H142L140 39H135V38H133V37H136L137 38V36L135 35V34ZM150 34L149 36L147 35L146 36V34ZM157 35H156V34ZM175 34L174 36L175 37H173L172 36V34ZM180 33L184 36H182V35H180ZM201 33V35H198V34H200ZM4 34V35H3ZM12 34V35H11ZM24 34V35H23ZM26 34V35H25ZM37 34V35H36ZM121 34V35H120ZM158 34H160V37L158 36ZM166 34V35H165ZM169 34H170V36L171 37H169ZM185 34V33H184ZM196 34V35H195ZM210 34H211V38H210ZM59 35V34H58ZM62 35H65L64 33L62 34ZM127 35V36H126ZM129 35L130 36H132V38L131 37H129ZM165 35V36H164ZM168 35V36H167ZM191 35V36H190ZM196 37H195V36ZM5 36V37H4ZM7 36V37H6ZM22 36H26L25 38H23ZM38 36V37H37ZM40 36V37H39ZM43 36V37H42ZM44 36H45V38L46 37H48V38H50L49 40H46V39H48V38H46V39H44ZM113 36V37H112ZM156 38H155V37ZM177 36V37H176ZM183 38H182V37ZM192 36H194V37H192ZM202 36V37H201ZM207 36V37H206ZM116 37V38H115ZM124 37V38H123ZM147 37H148V39H147ZM150 37H152L153 39H154V42H153V39H151ZM166 37V38H165ZM201 37V40L200 39H197V38H200ZM206 37V38H205ZM209 37V38H208ZM2 38V39H1ZM43 38L44 40H42L41 41V39ZM142 38H144V39H142ZM165 38V39H164ZM171 38V40H172V38H174L173 40H172V43L170 44L169 42H171V40H169V39ZM206 40H204V39ZM215 40H213V39ZM5 39H7V40H5ZM36 39V40H35ZM40 39V40H39ZM53 41H52V40ZM113 39V40H112ZM125 39V40H124ZM132 39V40H131ZM149 41H147V40ZM150 39V40H149ZM178 39H181V41H179V46H181L180 48L181 49H179V46H178V44L176 45V44H174V45H176V46H178V48H175L176 46H174L173 45V43H177V40ZM195 39H196V42H195ZM225 39V38H224ZM2 40V41H1ZM143 40V42H144V44H146L147 45V43H153V45H155V48L157 49V48H160V50H156L155 48H154V46L151 44L150 46L148 45V47L146 46V48H145V46H144V44H143V42H141ZM198 40V41H197ZM200 40V41H199ZM202 40H204L203 42H202ZM209 40V41H208ZM213 40V41H212ZM6 41V42H5ZM19 41V42H18ZM51 41H52V43H51ZM131 41V42H130ZM136 41H140L139 43H141V44H138ZM147 41V42H146ZM157 41H159V42H157ZM162 41V42H161ZM166 41V42H165ZM175 41V42H174ZM210 41L211 42H213L214 43V47H216V48H213L212 46H208V44L210 43ZM16 42H18V43H16ZM33 42H35V43H33ZM53 42H54V44H53ZM120 42V43H121ZM127 42H128V44H127ZM155 42H157V43H155ZM185 42H187L188 44H186ZM199 42V43H198ZM200 42H202V44L200 43ZM215 42H216V44H217V46H216V44H215ZM4 43V44H3ZM23 43V44H22ZM56 43V44H55ZM136 44V49H135V44ZM155 43V44H154ZM180 43H182L183 45H185V46H182V44H180ZM204 43V44H203ZM3 44V45H2ZM10 44H11V46H10ZM15 44V45H14ZM20 44V45H19ZM33 44V45H32ZM35 44H37V45H35ZM41 44V45H40ZM43 44V45H42ZM47 44H48V46H49V48H50V50L52 51L51 52V54H49V53H46L50 58H49V60H48V56H46V54H45V52H44V46H47ZM156 44L158 45V46H160L161 45V47H158V46H156ZM168 44V45H167ZM169 44L174 48V50H173V48L172 47H170L169 49H168V46H169ZM190 44V45H189ZM198 44V46H196ZM34 45H35V47H34ZM56 45V46H55ZM129 45V46H128ZM134 45V46H133ZM165 45V46H164ZM201 45V48H199V46ZM16 46H17V48H16ZM21 46V47H20ZM31 46H32V48H31ZM42 46H43V49H40V48H42ZM55 46V47H54ZM94 46V45H93ZM139 46V47H138ZM187 46H194L193 48L195 49V50H193L194 51V53H198L199 52V57L196 55V54H194L195 56H197V58H198V61L195 59V62H194V59H191V58H188V56H185L184 55V58H185V62H184V64H183V54L181 55V52L182 53H184V52H186V50H187V48H188V50L189 49H191L190 47H187ZM11 47V48H10ZM14 47V48H13ZM24 49H23V48ZM28 47V48H27ZM162 47H163V49H162ZM164 47H167V48H164ZM184 47H187V48H185V51L183 52V50H184ZM204 47V48H203ZM221 47H222V45H221ZM7 48V49H6ZM60 48V49H59ZM115 48H117V46H115ZM134 48V49H133ZM137 48H140V49H137ZM152 48V49H151ZM154 48V49H153ZM192 48V49H193ZM207 48V49H206ZM16 49V50H15ZM20 49V50H19ZM33 49V50H32ZM62 49V50H61ZM142 49V50H143ZM183 49V50H182ZM197 49V50H196ZM199 49V50H198ZM203 49V54L205 55H203V54H201V50ZM206 49V50H205ZM29 50V51H28ZM32 50V51H31ZM56 50V51H55ZM128 50V49H127ZM134 50V51H133ZM169 50V51H168ZM173 51V53L171 54V51ZM188 50H187V52H188ZM207 50H208V52H207ZM215 50H218V54H216V55H214L215 53H217ZM8 51V52H7ZM9 51H12V52H9ZM14 51V52H13ZM18 51V52H17ZM26 51V52H25ZM30 51L32 52V53H30ZM39 51V52H38ZM42 51V52H41ZM147 51H149V52H147ZM159 51V52H158ZM170 52V53H167V54H169V55H167L166 54V52ZM174 51H175V53H174ZM196 51V52H195ZM215 51V53H213ZM7 52V53H6ZM66 52V53H65ZM136 52V53H135ZM160 52H162V53H160ZM212 54H211V53ZM29 53H30V55H29ZM56 53H60L61 54V56H62V58H65V57H63L64 55L65 56H67L68 57V55H71V57H68V59L67 58H65V59H61V56H60V54H58V56H56ZM63 53V54H62ZM160 53V54H159ZM189 53V52H188ZM6 54V56H4ZM12 54V55H11ZM16 54V55H15ZM44 54V55H43ZM55 54V55H54ZM68 54V55H67ZM140 54H141V56H140ZM144 54V55H145ZM26 55V56H25ZM30 57H29V56ZM193 55V56H194ZM201 55H202V57H201ZM208 55L210 56V57H208ZM222 55V54H221ZM220 55V57L222 58V56ZM44 56H46L47 57V59L44 57ZM180 56V57H179ZM182 56V57H181ZM194 56V57H195ZM204 56V57H203ZM206 56L208 57V58H210L211 59V57H213L212 59H213V62L214 63H218V64H214L213 62H212V59H211V61H209L207 58H206ZM29 57V58H28ZM146 56H144L143 58H145ZM171 57V58H170ZM186 57H187V61H188V63H189V68L191 67V66H193L192 64L193 63H195L194 64V67H195V69H196V72H197V69H200V72H198V73H196L195 72V69H193L194 67H192V68H190V69H192L193 70V72H195L196 73V75L194 76V74L195 73H193V74H189V73H191L192 71H189L190 69H188V63H187V61H186ZM214 57L215 58H217L216 59V62H215V60H214ZM11 58V59H10ZM19 58V59H18ZM34 58H35V60H34ZM176 58V59H175ZM196 58V57H195ZM201 58V59H200ZM203 58L205 59L204 61H203ZM219 58V59H218ZM7 59H9V60H14V61H9V60H7ZM21 59V60H20ZM40 61H39V60ZM53 61H52V60ZM67 59V60H66ZM171 59V60H170ZM181 59H182V61H181ZM189 59V60H188ZM191 59V60H190ZM206 59H207V61H206ZM3 60V61H2ZM4 60H6V62L4 61ZM18 60V61H17ZM32 62H31V61ZM71 60H73V61H71ZM104 60V59H103ZM103 60H100V62H102ZM172 61H173V63L176 65V67L178 66V65H180V63L182 64V67H181V69H180V67L178 66V68H176L175 67V65L172 63ZM18 62V63H17ZM45 62V61H44ZM55 62V63H54ZM69 62H72V63H69ZM103 62H107V66L108 67H104V69H107V71H109V70H111V71H115L116 72V68L117 67H115V66H113V64L111 63V62H109V61H106V60H104ZM180 62V63H179ZM192 64H191V63ZM201 62H202V64H201ZM206 62V63H205ZM4 63H6V64H4ZM12 63H13V65H14V68H13V66H12ZM108 63L109 64H111V66H113V68L115 69H113L112 70V67L110 66V65H108ZM187 63V64H186ZM201 65H200V64ZM206 65H205V64ZM208 63H210L208 66H212V68L214 67V66H216V65H218V67H215V68H217V69H215V68H213V70L211 69V66H210V68H208L207 67V64ZM15 64H17V65H15ZM38 64V63H37ZM37 64H35V66H37ZM55 64V65H56ZM169 64H170V67H166V66H169ZM171 64H172V66H171ZM198 65V68H196L197 67V65ZM204 64V65H203ZM58 65H60V63L59 64H57L56 66H55V68L57 67H59ZM164 65V66H163ZM191 65V66H190ZM34 66V67H35ZM157 66H159V65H157ZM186 66V67H185ZM203 66H206V68H203ZM86 68L87 69V66H85V65H81V67H80V65L79 66H75V70H78L77 68H79L81 71H84L85 72V70H82V68ZM109 67H111V69L109 68ZM168 69V71H167V69ZM184 67V68H183ZM201 67V68H200ZM13 68V69H12ZM83 68V69H84ZM186 68V69H185ZM166 69V70H165ZM171 69H173V70H178L177 72H179V71H181V73L179 72V73H177L176 71L174 72V73H177V76H175V77H172L173 79L175 78L176 79V77H177V81L174 79H171V75L169 76L168 75V73H170V71H172ZM180 69V70H179ZM187 69H188V72H187ZM202 69H204V70H202ZM206 69V70H205ZM208 69H210V70H212L213 72H211L210 70L208 71ZM1 70V69H0ZM30 70V71H29ZM79 70V71H80ZM97 70H101V69H99V68H97ZM103 70V69H102ZM182 70L183 71H186V73H183L182 72ZM215 70V71H214ZM8 71V72H9ZM25 71V72H24ZM110 71V72H111ZM167 71V72H166ZM203 71H208V73H206V74H208L207 76H201V75H206ZM9 72V73H10ZM22 72H21V74H22ZM41 72V71H40ZM110 72H108V73H110ZM113 72H112V74H109V75H111L108 79L111 81H113L114 82V80L113 79H115V82L118 84H120V82H119V79H118V74L119 73H116V75H113ZM218 72H219V74H218ZM42 73L43 72H41V75H42ZM164 73V72H163ZM162 73V74H163ZM200 73V74H199ZM210 73H213V74H210ZM44 74L45 73H43V79L44 80H46V78H44L45 76H44ZM184 74V76H182ZM185 74H187V75H185ZM198 74V75H197ZM209 74L212 76V77H210L209 76ZM215 74V75H214ZM224 74V73H223ZM179 75H181V76H179ZM190 75V77H188ZM179 76V77H178ZM195 77L194 79H196L197 77L196 76H199L198 77V80L196 79V80H194L193 79V77ZM209 76V78H211V80H212V83L214 82V84H213V86L212 85H209V89L210 88H212V87H214L215 86V88L213 89L212 88V90H211V92H212V94L210 95V93H209V95H210V97H209V99H210V101L214 98V102L212 101V102H210L209 101V104L208 103H205V105L202 103V97H203V95L201 94V93H198V92H200V91H197V90H199L200 89V87H199V89H198V87H197V84H196V82L198 81L199 82V80H201L202 78V81L204 82V80H207V81H205L204 83H206L207 82V84H212V83H210L211 81H209V78H207ZM217 76V77H216ZM114 77H117V78H114ZM182 77V78H181ZM187 77V78H186ZM207 79H206V78ZM119 78L120 79H122V75H119ZM124 78V77H123ZM183 78H185V79H183ZM191 78V79H190ZM217 79V81H214L213 79ZM188 79H190V81H196L195 82V85H194V82H190ZM215 79V80H216ZM184 80V81H183ZM46 81H48V82H53V80H46ZM109 82V83H113V82ZM121 81V84H123V86L120 84V87H119V84L117 85L115 82V84L118 86H116V93L117 94H119V92H121V90H123V89H125L128 85L127 84H125L124 82V79H122V80H120ZM122 81H124L123 83H122ZM179 81V82H178ZM185 81H186V84H185ZM189 81V83H187ZM202 81H200L199 83H200V86L201 85H203V84H201V82ZM209 81V82H208ZM219 81V82H218ZM183 82V83H182ZM202 82V83H203ZM218 82V83H217ZM179 83V84H178ZM189 84V85H188ZM190 84H193L194 85V88H195V90L193 91L192 89H194V88H191V90H190V88H188L189 86H190ZM218 84V85H217ZM127 85V86H126ZM180 85H185L184 87L182 86V90H181V88H180ZM188 87H187V86ZM111 87H112V85H111ZM125 87V88H124ZM187 87V88H186ZM191 87V86H190ZM193 87V86H192ZM113 88V87H112ZM114 89V88H113ZM126 89H128V90H123V93L125 92L126 94H128V95H126L125 93V98H133V93H134V91L133 92H130V93H128L129 92V87H127ZM219 89V90H218ZM200 90H203V89H200ZM208 90V89H207ZM111 91H113V90H111ZM188 92H190V93H188ZM192 92V93H191ZM193 92H196V93H193ZM217 92V93H216ZM177 93V92H176ZM133 94V95H132ZM178 94V93H177ZM191 94H194V95H191ZM216 94H218V95H216ZM2 95V94H1ZM179 95V94H178ZM216 95V96H215ZM3 96V95H2ZM2 96H0V110H3V108H4V105H7V104H5V103H8V100L7 99H5L4 97H3V99L1 98ZM135 96V95H134ZM180 96V95H179ZM191 96V97H190ZM196 96H197V98H196ZM201 96V97H200ZM124 96H121L120 95V101H121V99L123 98ZM217 97V98H216ZM191 98H192V100H191ZM204 98V97H203ZM6 100V102L5 103H3V105H2V102L3 101H5ZM208 99V98H207ZM3 100V101H2ZM142 100H145V102H147V101H149V100H147L146 101V98L145 99H139V96H138V101L140 102H138L137 100H135V102H136V105L138 106L137 108H136V105H134L132 108H130L131 110H133V108L136 110V111H133V112H137L138 114H140L141 112H142V114L141 115H144L145 117L147 116L148 117V112H147V110L146 109H148L145 105L147 104H144V102L142 101ZM191 100V101H190ZM195 100H197V102L195 101ZM216 100V101H215ZM2 101V102H1ZM201 101V103L199 104V102ZM143 102V103H142ZM150 102V101H149ZM189 102V103H188ZM193 102V103H192ZM196 102V103H195ZM196 104V105H195ZM206 104H207V107L209 108V109H205V108H207L206 107ZM195 105V106H194ZM198 105H199V107H198ZM249 105H251V103L249 104ZM3 106V107H2ZM203 106H205V107H203ZM46 108H47V106H46ZM200 108V109H199ZM216 108H218V107H216ZM216 108L214 109V110H216ZM204 111H203V110ZM147 113H146V112ZM201 111V112H200ZM205 112V113H203V112ZM212 111H213V109H212ZM145 112V113H144ZM153 112H155L153 109L151 110V113H153ZM225 113H226V111H224ZM225 113H223L222 112V114H220V115H225ZM226 116V115H225ZM145 117H141V119H143V118H145ZM146 117V118H147ZM149 117L150 118H153V119H150L149 121H147L146 123H148L149 122V125H151V124H153L155 127V129H153V131L151 130L150 132H146V130H144V129H142V132L144 133H147V134H150V133H156V136L157 135H159V136H157V137H159V138H157L156 136L152 139V140H150V142L151 143H154V142H156V143H154L155 145H158L159 144V140L161 141L160 143H163L162 145H165L166 143V145H168V143L169 144H171V145H168L167 146V148H169L170 150H171V152L173 153V155L175 156V157H178V155H179V157L180 156H182V161L180 162V160L178 159H175V161L177 162H175L174 164L176 165V167H174V168H176L174 171H172L174 168H173V166H175L173 163H171L170 164V167H172V168H170V172H172L173 173V175H172V173H169V171H167L166 173H167V175H166V177L163 179L164 181H166L167 183H166V186L168 187H166L167 188V190H166V192H167V194H163L162 196H160V197H155L157 200L158 199H160L162 202H164V204H163V206H164V208H166L165 206L168 204V206L170 207V206H175L173 209H175L174 211L175 212H173V209L172 208H169V213H171V214H176V212L178 213V214H176V216H172V217H170V219H171V223H170V226L169 225H167L168 226V228H165V229H160V231L157 229V227L156 226H151V225H155V223L154 224H149L150 226L149 227H152V229L150 228L149 230H146L147 232V234H145V237H143V235H144V233L142 234V232L144 231V228L142 227H137V225H136V220L137 219H139V220H143V219H146L147 218V213L145 212V209L143 210V208L140 206V205H134V204H136V196L134 195V193H132L133 191H131V193H129L130 192V190H135V188L134 189H131L132 187H131V185L133 184V183H136V182H138V181H136L137 179H139L140 181H143V180H145V177L147 178L146 179V181L148 180V182L149 183H153L154 181L153 180H156V179H159V178H161V176H159V177H154V176H156L155 175V173L156 172H159V171H161L160 170V168H158L157 166H156V164H154V165H152V163H151V161H147V162H144V160H147L148 159V157L146 156V154H148L149 152H151L152 153V151L154 152V151H160L161 149L158 147V146H160V144L158 145V146H156V147H154L151 151L150 150H147V151H144L143 153H142V151L143 150H146V149H143V148H140V147H144V145H142L141 143H138L137 145H136V147H135V145L132 147L133 149H131V147H129L131 150H132V152H133V154L130 152V149L129 148H127V149H125V152L126 153H128V154H126V155H129L130 153V155L131 156H133L134 154V156L132 157V159H129L131 162H133V164H136V165H133V166H128V167H130V168H128L127 169V174H126V177H127V181H125V183H124V187L125 188H123L122 189V193H121V196L122 197H124V198H122V204L125 206V208H130V209H132L133 211H134V216L136 217V218H134V216H133V214L131 215L130 213H127V214H130L129 215V222L127 221V224H129L130 223V225H129V228L127 229L128 231H129V239H127L126 238V236H127V233L126 234H124V235H122V234H118L119 235V237L118 236H116V237H118V238H116V237H112L111 238V229H112V227H110V226H112V223H113V221H112V218H111V216L108 214V210L105 208V207H107L109 204L108 203H113V200H112V195H111V201H110V194H108V192H110L111 190L110 189H108V186L107 185H103V186H101L102 184H99L97 181L100 179V178H102L103 177V175L101 176L98 172L96 173V172H94V174L93 173H90V172H93V170H92V168L90 167V165L88 164L90 161H91V158L89 157V155H87L86 154V152L83 150L84 149V147L83 146H86L85 148H88V146L87 145H85V144H87L88 142H86V140L88 141V139L90 140L89 142L92 144V147L94 146V142H92V141H95V145H96V147L98 146L99 148H100V146H101V148H102V142H101V137H99V135H97V134H94L92 131H95V129H91V128H89V130H91L90 131V134H88V135H86L85 136V139L84 140H82L83 139V137H84V135L82 136L81 134L79 135V136H82V139H81V137L80 138H76V139H74L75 137L74 136H72L71 137V135L70 134H64V138H66V140L65 139H63V137H61V140L63 141H59L61 144H62V147H63V149H65V146L67 147L65 150L67 151V149L69 150L70 149V151L69 152H71V153H74L76 150L78 151V149H76V148H80L81 149V147H82V149L81 150H83V151H80L79 153H77V157H79V159L76 157L75 159H74V162H73V166H74V170L72 169L71 170V174H73L74 173V176L73 177H75V179H76V183H75V179L73 180L74 182H73V186H71L73 189H76L74 192H77V190L79 191L80 189H78V187L80 186H78V182L80 181V184L82 183V184H91V185H95L96 184V182H97V184H99L98 186H99V191L100 192H98L97 191V194L98 195H94V194H90V195H87L86 193H83L82 191V196H85V197H88V198H86V199H89L88 201L90 202V201H92V202H90L91 204H90V207H91V209L88 207V206H86V205H84V207H83V204L82 205H80V203L79 204H75V205H71V203H73L74 204V202H71L70 200V204L68 205V203H64V202H62V201H65V199H62V200H60L59 198H57L58 200H60V201H58L57 199H55V195L53 194V192H51L50 190H48V188L50 189V187L48 186V184H46L47 183V181H46V176L49 174L48 172V170L50 169V164H47L48 165V167L46 166V162L48 163L49 162V160H48V155L46 154V151H45V149H43L41 146H40V144L42 143L41 141H42V139L41 138H43V141H44V139L47 137V134H46V132L48 133V129L46 128V127H48L49 128V125H47V123L46 124H43V120H41V118H39L40 120H38V118H33V124H34V126H36V127H39V128H34V132H31L30 134H32V135H30L29 133H27L26 131H24L23 130V127H25L24 125L27 123L26 122V119H23V120H21V122H19V125L22 127V128H20V127H18V126H16V125H14V124H10V123H8L9 124V127H8V124H5V123H7V121H4V119L2 120V121H4V123H2L1 124V122L2 121H0V124H1V126H2V128L0 127V130L1 131H3V132H1L0 133V141H1V143H0V152L2 153V152H4V154L5 155H7V156H10V158L12 159V160H16V159H18L19 158V156H22L20 159H21V161L20 160H16V163H18V165H20V162H22L21 163V165L22 166H24V162L23 161H25L27 164H28V159H30L29 160V165H27L26 163V165H27V168H30V172L31 173H33L34 172V178H35V176L37 175V178H35V180H36V182L38 181L37 179L38 178H40V180H41V182H33L32 180H29V183H27V184H25V182L27 181V179L25 180H23V182H22V179L21 178H19V179H21L20 181L17 179V177H14V178H12L11 179V176L10 175H8V179L9 180H7L6 182L4 181V182H1L0 183V193L1 194H3V191H4V189L5 188H7L9 185L8 184H11V182H12V184L14 183L15 184V186H17V187H19L20 185H22L23 186V188H22V186H20L18 189H16V194H15V197H14V199H13V201L15 202V200H16V202L15 203H18L19 201V207L21 208V205H22V208H21V211H23V213H22V216H24L25 218L27 217V220H29V221H34V219H39V222H38V219H37V222H38V228H39V230H40V228H41V230L39 231V234L41 233V234H43L42 236H40L39 237V242H42V241H46V239H45V234H44V230L42 231V229H43V226H44V224H45V226L47 225V223L48 224H50V226H51V230L52 231H55V232H57V236H59V234H61V235H69V234H74V233H76L75 235L77 236L78 235V237H80V240H81V246H78L77 248H78V251L76 250V254H77V256L78 257H80L81 258V256L83 255V254H85V253H87V254H85V255H83L82 256V258L85 260V259H87L88 258V255H89V257L91 256V254H93V251H96L95 253H97V256L99 255V258L96 256V254L95 255H93L92 256V259H91V261H93V263L92 264H122L123 262V264H154L155 263V260L154 259H157V258H155V257H158V261H156V263L155 264H185V260L183 259V257H180V254H181V250L180 249H178V247H176V245H175V247H176V249L175 250H168L167 251V254L169 253V258H168V256H167V254H166V256L164 255V256H162L161 254H164V252H162V251H160V250H162V248H164V246H165V248H168V246H167V244L164 242V240L166 241V239L169 237V235H171L170 234V232H173V230L175 231V228H177L176 229V231L174 232V236L178 233V230L179 229H182V228H188L186 231H188V233L190 232V233H193L191 230H192V228H193V226H197L196 224H198V225H201V222L203 223V222H208V224L207 223H203L204 224V226L205 225H207V228L210 230V229H212V227H213V229H212V232H213V234L211 235V233H210V231L207 229L206 230V233H207V231H209L207 234L202 230V228H203V224L201 225L202 226V228L200 229V227L201 226H198L199 227V234H198V237H199V239L197 238H195L194 237V239L195 240H197V242L196 243H200V244H202V245H204L205 246V248H206V256H205V260H206V264H243V263H245V264H253V262L254 263H256V264H262L261 262H262V258H263V261H264V255H263V251H264V240H262L263 239V237H264V226H260L261 224L263 225L264 224V219L262 220L261 219V217H263L264 216V213H262V212H264V208L262 209V206L261 205H257V203L259 202L257 199H256V201H255V196H254V198H253V196H251L250 194L253 192V190H254V192L252 193V194H256L255 193V188H257L258 190H262V191H264V137H261L260 135H257L256 133L254 134V133H252V132H254L255 131V128L257 127V124H255V123H253V122H251L249 119H247V120H245L244 121V126L242 127V129H243V131H240V134H238L237 136L235 135V137H234V134H235V130L232 128V126L230 125L228 128H227V125H229V123L227 124V123H225V125H224V123H223V121H222V119L223 120H225L226 119V117L224 118V116H221V118L222 119H220L219 118V122H218V124H215V125H213V134L214 135H210V136H208L207 137V139L208 140H210V139H212V137L213 136H217L218 138L216 139V141H215V139H212L211 141H210V144H209V146L208 145H206L207 147H208V149H206V151H203V150H205V149H203V150H201L202 152H204V154L202 153L201 155H203V156H201L200 155V153H201V151H199L196 147V145H195V142H192L193 140L192 139H188V138H186L185 136V139L183 138V135L180 133V134H178L179 132H174V131H172L171 133H170V131H171V128H170V130H168L167 129V127H165V128H163L162 126H160L159 127V125L158 124H163L164 122L161 120V122H160V120H159V117L157 116V119L153 116V114H151V116H150V114H149ZM35 119H36V121L37 122H35ZM155 119V120H154ZM154 120V121H153ZM159 120V121H158ZM22 121H23V123H22ZM42 121V122H41ZM26 122V123H25ZM159 122V123H158ZM163 122V123H162ZM221 122V123H220ZM21 123V124H20ZM25 123V124H24ZM38 123V125H36ZM39 123H41V124H39ZM44 123H45V121H44ZM145 123V121L144 122H141V123H139V126H141L142 124H143V126H145L144 124H146ZM223 124L222 126L220 125V124ZM165 124H166V122H165ZM7 125V126H6ZM46 125V126H45ZM147 125V124H146ZM156 125H158V126H156ZM12 128H11V127ZM219 126H221V127H223V126H226V128L225 127H223V128H219ZM5 127V128H4ZM8 127V129H7V131H6V128ZM18 127V128H17ZM45 127V128H44ZM159 127V128H158ZM218 127V128H217ZM11 128V129H10ZM16 128V129H15ZM158 130H157V129ZM212 126L211 127H209V131H211L212 129ZM226 130H225V129ZM230 128V129H229ZM260 128H262V127H260ZM264 128V127H263ZM2 129H4V130H2ZM19 129H21L20 131H19ZM96 129L98 130V128L96 127ZM165 129V130H164ZM216 129V130H215ZM219 129V132L217 131ZM223 129V130H222ZM232 129V130H231ZM40 130H41V132H40ZM166 130H168V131H166ZM222 130V131H221ZM224 130L226 131V133H227V130H228V134H226V133H224ZM230 130V131H229ZM4 131H6V134L4 133ZM10 131V132H9ZM39 132V133H37V132ZM42 131H43V133H42ZM46 131V132H45ZM159 131H161V133H159ZM164 131L165 132H167V134L165 133L164 134ZM216 131H217V133H216ZM221 131V132H220ZM175 134H174V133ZM212 132L210 133V134H212ZM231 132V136L232 137H230L229 136V133ZM241 132H248L247 133V135H245V134H243V133H241ZM27 134V136L29 137H27L26 136V134ZM45 133V134H44ZM218 133H221V134H218ZM223 133L227 136H229L230 138H228V137H226L225 135V137L226 138H228V139H225L224 138V136H223ZM3 134L5 135V137L3 136ZM164 135V136H162V135ZM215 134H217V135H215ZM237 134V133H236ZM43 135H46V137L44 136V137H42ZM70 135V136H69ZM94 135V136H93ZM166 135V136H165ZM175 135V136H174ZM182 135V136H181ZM221 135V137L219 138V136ZM259 137H257V136ZM7 136V137H6ZM12 136V137H11ZM35 136V137H34ZM38 138H37V137ZM40 136H41V138H40ZM66 136V137H65ZM96 136V137H95ZM172 136V139H170V137ZM180 136V137H179ZM35 139H33V138ZM74 137V138H73ZM97 137H99V140L100 141H98V138ZM164 137H165V140H164ZM174 137H176V138H174ZM233 137H234V139L235 140H233ZM1 138H3L2 140H1ZM73 138V139H72ZM92 138V139H91ZM161 138H163V141L161 140ZM178 138V139H177ZM8 141H7V140ZM26 139H27V142H26ZM38 139H39V141H38ZM95 139H97V140H95ZM168 139V140H167ZM187 139V140H186ZM224 139V140H223ZM263 139V140H262ZM29 140H31V142L29 141ZM33 140L36 142H33ZM186 141V143H185V141ZM190 140H191V142H192V144H193V146H192V144H191V142H190ZM220 140V141H219ZM232 140L233 141H235V142H232ZM4 141V142H3ZM5 141H7V143L5 142ZM11 141V142H10ZM80 141V142H79ZM82 141H85V142H82ZM169 141V142H168ZM170 141H171V143H170ZM176 141V142H175ZM215 142V144H214V142ZM229 141H231V143H229ZM41 142V143H40ZM81 142H82V144H84L83 146L81 145ZM99 143V145L97 144V143ZM181 142V143H180ZM184 142V143H183ZM219 142V143H218ZM222 143V145L224 144V146H223V151L222 150H220L221 148H219V149H217V147H221L222 145H221V143ZM228 142V143H227ZM32 143V144H31ZM33 143H35V146H33L34 144ZM100 143H101V145H100ZM180 143V144H179ZM227 143V144H226ZM233 143V144H232ZM3 144V145H2ZM6 144H8V146H6ZM11 144V145H10ZM31 144V145H30ZM74 144V145H73ZM81 146V147H77V146H79V145ZM178 144V145H177ZM212 144L214 145V148H213V146H212ZM216 144H217V146H216ZM220 144V145H219ZM10 145V146H9ZM39 147V149H38V147ZM67 145H70V146H67ZM141 145V146H140ZM161 145V146H162ZM177 145V146H176ZM184 145V146H183ZM189 145V146H188ZM219 145V146H218ZM231 145L235 148V150L231 147ZM5 148H4V147ZM20 146V147H19ZM181 147V148H179V147ZM186 146H188V147H186ZM216 146V147H215ZM37 147V148H36ZM74 149H73V148ZM95 146H94V149L96 148ZM96 148L93 152L94 153H96L97 151L98 152H101L100 151V149L99 148ZM158 147V148H157ZM166 147V146H165ZM171 147H172V149L174 148V150H175V152H174V150H172L171 149ZM178 147V148H177ZM185 147V148H184ZM209 147H212L213 148V150L216 148L218 151H208V150H212V148H210L209 149ZM15 148V149H14ZM30 148V149H29ZM35 148H36V150H37V152H36V150H35ZM135 148H136V150H135ZM139 148V149H138ZM175 148H177V150L175 149ZM189 148V149H188ZM3 149V150H2ZM42 149V150H41ZM79 149V150H80ZM139 151H138V150ZM184 149V150H183ZM215 149V150H216ZM233 149V151H231L230 153H229V151L230 150H232ZM18 150V151H17ZM34 152H33V151ZM40 150V151H39ZM72 150V151H71ZM74 150V151H73ZM135 150V151H134ZM142 150V151H141ZM163 150V149H162ZM178 150H180L179 152H178ZM236 150H238V151H236ZM17 151V152H16ZM23 151V152H22ZM30 151V152H29ZM38 151L40 152V153H38ZM45 151V152H44ZM96 151V152H95ZM149 151V152H148ZM187 151V152H186ZM191 153H190V152ZM198 151H199V154H198V157H196L197 155H196V152L198 153ZM15 152V153H14ZM20 152V153H19ZM130 152V153H129ZM180 152H182V153H180ZM220 152L222 153L221 155H220ZM13 153H14V155H15V157H12V156H14L13 155ZM25 154V156H24V154ZM44 153V154H43ZM84 153V154H83ZM140 153H142V155L140 154ZM175 153V154H174ZM178 155H177V154ZM210 155H209V154ZM211 153H212V155H211ZM216 153H218L219 155L217 156V157H219V158H221L222 160H224L223 158H225V164H227V167L229 168H227V167H224V170L222 169L223 167L222 166H224L225 164H224V161H222L221 159H219L218 160V158L216 159V158H214L217 154ZM226 155H225V154ZM228 153H229V156H228ZM17 154V155H16ZM187 154V155H186ZM195 154V155H194ZM216 154V155H215ZM223 154H224V157H223ZM234 154V155H233ZM39 155V156H38ZM41 155H42V157H41ZM45 155V156H44ZM74 155V156H75ZM83 155H85V156H87V157H85V156H83ZM129 155V156H130ZM139 157H138V156ZM141 155V156H140ZM172 155V156H173ZM213 155H214V157H213ZM234 156V160L232 159V157L231 156ZM17 156V157H16ZM28 157V159H27V161L26 160H23V158L24 157ZM128 156V157H129ZM199 156H201V158L199 159ZM220 156H222V157H220ZM236 156V157H235ZM44 157V158H43ZM83 157H85L84 159H83ZM178 157V158H179ZM187 157V158H186ZM192 157V158H191ZM16 158V159H15ZM46 158V159H45ZM90 158V159H89ZM129 158H131V157H129ZM139 159V162H138V159ZM202 158H203V160H202ZM228 158V159H227ZM229 158H231V160H232V162H235V163H232L231 161H230V159ZM238 159V160H236L235 161V159ZM24 159H26V158H24ZM46 160V162H45V160ZM78 159V160H77ZM80 159H81V161H80ZM85 159H87V160H89L88 162H87V160L85 161ZM141 159V160H140ZM193 161H192V160ZM210 159H212V160H210ZM213 159H215L218 163H214V161L215 160H213ZM185 162H184V161ZM191 160V161H190ZM221 160V161H220ZM18 161V162H17ZM135 161H136V163H135ZM210 161H211V164H209L208 165V163H210ZM15 162V161H14ZM79 164H78V163ZM84 162H87V164L86 163H84ZM150 162V163H149ZM219 162L220 163H222V165L220 164L219 165ZM229 162H230V164H229ZM236 162H238L237 164H236ZM100 163V165H101V161L100 162H98V164ZM146 163V164H145ZM182 163V164H181ZM198 165H197V164ZM75 164H78V166L77 165H75ZM140 165V167H139V165ZM202 164V165H201ZM205 164H206V166H205ZM216 164V165H215ZM235 164V165H234ZM20 165V166H21ZM26 165H25V167H26ZM45 165V166H44ZM85 165V166H84ZM137 165H138V167H137ZM144 166V165H146L145 167H141V166ZM155 166L156 167V169L154 168V167H152V166ZM177 165H178V167H177ZM190 165V166H189ZM210 165H211V167L214 169H212L211 167H210ZM229 165V166H228ZM232 165H234V166H236V167H238V169L237 168H234V166L233 167H231ZM29 166V167H28ZM33 167V169H32V167ZM72 166V167H73ZM76 166V167H75ZM91 166H93V165H91ZM136 166V167H135ZM147 166H148V168H147ZM185 166V167H184ZM188 166V167H187ZM206 168H204V167ZM210 168H209V167ZM214 166H217V168L218 169H216V167L214 168ZM222 168H221V167ZM226 166V165H225ZM46 167V168H45ZM89 168V169H87V168ZM94 167V166H93ZM154 168V170H157V171H155L154 172V170L152 169V168ZM192 167V168H191ZM208 167V168H207ZM231 167V168H230ZM48 168V169H47ZM107 169L106 167H103V169ZM135 168V169H134ZM159 170H158V169ZM178 168H179V170H178ZM188 168V169H187ZM203 168H204V170L205 171H199V170H203ZM225 168L227 169L226 171H227V173H228V176L230 177H226V175H227V173L225 174L224 172H226L225 171ZM234 168V169H233ZM243 168V169H242ZM102 168H100L99 170H101ZM104 169V170H105ZM134 169V170H133ZM144 171H142V170ZM146 169H148V170H146ZM151 169H152V171H151ZM181 169V170H180ZM185 169V170H184ZM195 169V170H194ZM199 169V170H198ZM208 169V170H207ZM223 170V172L221 171V170ZM233 169V170H232ZM240 169H241V171L243 170V172H240ZM6 170V169H5ZM36 170V171H35ZM48 172H47V171ZM78 170V171H77ZM90 170H92V171H90ZM136 170H140L141 171V173L142 174H138V173H140V172H137ZM185 172H184V171ZM87 171V172H86ZM132 171V172H131ZM133 171H135V172H133ZM148 171H150V172H148ZM180 171H182V173L183 174H181L180 173V175H179V172ZM191 171V172H190ZM194 171V173H193V175H192V172ZM198 171V172H197ZM210 171V172H209ZM213 171H214V174L216 175V177H215V175H213V174H210L209 175V173H213ZM216 171L218 172H222V173H216ZM233 171V172H232ZM235 171V172H234ZM38 173V174H36V173ZM80 172V173H79ZM146 172V173H145ZM148 172V173H147ZM153 174H152V173ZM178 172V173H177ZM189 172V173H188ZM197 172V174H195ZM200 172V173H199ZM203 172V173H202ZM82 173H83V175H82ZM134 173V174H133ZM144 173V174H143ZM174 173H175V175H174ZM177 173V174H176ZM185 173H186V175H185ZM199 173V174H198ZM80 174V175H79ZM85 174V175H84ZM97 174L98 175H100V176H97ZM136 174V175H135ZM145 174H148L149 175V178H148V175L146 176ZM168 174H169V176H172V177H169L168 176ZM171 174V175H170ZM187 174L188 175H190V176H187ZM220 174V175H219ZM222 174V175H221ZM225 174V175H224ZM231 174V175H230ZM236 174H237V176L238 177H240V178H237V176H236ZM137 175H138V178H137ZM153 177H152V176ZM183 175V176H182ZM194 176L192 179L195 181V180H197V182H196V185H195V182L192 180V179H190L189 177H192V176ZM198 175H200V177L198 176ZM204 175H206V176H204ZM221 176V178L219 177V176ZM223 175H224V178H222L223 177ZM234 175V176H233ZM39 176V177H38ZM43 176V177H42ZM70 176V175H69ZM78 178H77V177ZM91 176V177H90ZM125 176V175H124ZM131 176H134V177H131ZM143 176H144V179H143ZM178 176H180V177H178ZM185 176V177H184ZM187 176V177H186ZM209 176H211V179H210V177ZM214 176V178L216 179H220L221 181H225L226 183V185L224 186V187H226L227 188V186H231V189H230V186H229V188H227L228 190H227V192L225 193V194H223L222 196H218L219 198L218 199H216V200H210V201H204V204L202 205V207H201V209L199 210L198 208V210L197 209H195V210H197V211H193V210H191V208L189 207V209H187L188 207L186 206V208H185V206H182L183 208H182V211H183V213L184 214H182V215H180L179 216V212H180V210L178 209L179 207L177 206V204H176V202L174 201L175 199V196L176 195H179L180 194V192L182 193V190L181 189H179L178 188V186H176V185H178L179 184V182L178 181H180V179H184V181H182V182H180L181 184V188H184L183 187V185L187 188H189V190H190V192L192 193H197V188H198V192H200V188H202L201 186L203 185V187L204 186H206V184L207 183H209V184H207L208 186H211V184L215 181L214 179H212V177ZM89 177V178H88ZM93 177H95V178H93ZM97 177H98V179H97ZM100 177V178H99ZM130 177V178H129ZM137 179H136V178ZM142 177V178H141ZM150 177H151V180H152V182H151V180H150ZM175 177L176 178H178V179H175ZM182 177H184V178H182ZM199 178V179H201L202 180V182H201V180H199V182L202 184H200L199 182H198V179H195V178ZM208 177H209V180H206L207 182H204L203 180H204V178L206 179H208ZM219 177V178H218ZM232 177H234L233 179H232ZM133 178V179H132ZM141 178V179H140ZM154 178V179H153ZM15 179V180H14ZM85 181H84V180ZM95 179H97V180H95ZM132 179V180H131ZM185 179H187L188 181H189V183H190V181H191V183L192 184H189L188 185V183H187V180H185ZM190 179V180H189ZM229 179V181H227ZM12 180V181H11ZM131 180V181H130ZM135 182H134V181ZM210 180H212V182L210 181ZM214 180V181H213ZM15 181V182H14ZM32 181V183H33V185L34 186H31L32 184L30 183ZM46 181V182H45ZM82 181V182H81ZM88 181H91V182H95L94 184L93 183H88ZM146 181H143V184H144V182H145V184H148ZM171 181H172V183H171ZM209 181V182H208ZM131 182H132V184H131ZM175 182V183H174ZM185 182V183H184ZM211 182V183H210ZM228 182H230V183H228ZM36 183V184H35ZM38 183H40L39 184V187L37 186L38 185ZM41 183L43 184V185H41ZM45 183V184H44ZM127 183H130V185L128 186L127 185ZM140 182H138V184H139ZM182 183H183V185H182ZM236 185H235V184ZM20 184V185H19ZM29 184V185H28ZM137 184V183H136ZM141 185H142V182L140 183ZM144 184V185H145ZM171 184V185H170ZM193 184H194V186H193ZM229 184V185H228ZM6 185H8V186H6ZM26 185L27 186H30V187H32V191H31V189H30V187H28L29 189H27L26 190ZM44 185H45V187H46V185H47V187L45 188L44 187ZM134 185V184H133ZM171 186V188H170V186ZM173 185H174V187H173ZM186 185H188V186H186ZM190 185H192L191 187H192V189L190 188ZM201 185V186H200ZM250 185V186H249ZM36 186H37V188H36ZM41 186V187H40ZM74 186H75V188H74ZM84 186V185H83ZM83 186H82V188H81V190L83 189ZM176 186V187H175ZM200 186V187H199ZM232 186H237L235 189H237V190H234V188L232 187ZM252 186V187H251ZM16 187V188H17ZM100 187H102V188H100ZM104 187H105V189H104ZM107 187V188H106ZM129 187H130V190H128L129 189ZM197 187V188H196ZM253 187H255V188H253ZM33 188H35V189H33ZM84 188L86 189V187L84 186ZM126 188H128L127 190L129 191H127L126 190ZM173 188L175 189V191L173 190ZM177 188V189H176ZM194 188H196V190L194 189ZM205 188V187H204ZM251 188H253V189H251ZM20 189V191H18ZM41 189V190H40ZM101 189V190H100ZM104 189V190H103ZM205 189H207V188H205ZM248 189V190H247ZM249 189L251 190L250 192H249ZM23 190V191H22ZM30 190V191H29ZM45 190V191H44ZM105 190H108V192L106 191V193L104 192ZM171 191V190H173L172 192H173V194H172V192L170 193L169 191ZM233 190V191H232ZM25 191H29V192H31L32 194H33V196H32V194H28L27 192H25ZM36 191V192H35ZM105 193V195L102 193ZM230 191V192H229ZM22 192L24 193V194H22ZM41 192V193H40ZM125 192H128V194L131 196H128V194H125ZM238 192H240V193H238V194H240V195H238L237 193ZM21 196V198H20V196L18 195V194ZM25 193H27V196H25L26 194ZM38 193H39V195H38ZM99 193H100V196H101V193H102V195H103V197L101 196H99ZM205 193V192H204ZM243 193V194H242ZM249 194V198H248V195H246V194ZM35 194H37L36 196H37V200H42L41 202H39V201H36V196H35ZM239 196V197H242V198H239L237 195ZM6 194H4L3 195V197L5 196ZM45 198V200H44V198H42V196ZM53 196V198H52V196ZM165 195V196H164ZM168 195V196H167ZM170 195H172V196H170ZM175 195V196H174ZM246 195V196H245ZM19 196V197H18ZM31 196V197H30ZM41 196V197H40ZM49 196V197H48ZM91 196V197H90ZM92 196H94L93 198H95V199H97V200H95V199H93L92 198ZM109 196V197H108ZM121 196H119V198L121 199ZM126 196V197H125ZM27 197V198H26ZM97 197V198H96ZM105 197H106V199H105ZM129 197V198H128ZM166 197H168V199H163V198H166ZM169 197L171 198V200H173L174 202H175V204H173L174 202H172L171 203V200H169ZM245 197V198H244ZM23 198H24V200H23ZM35 198V200H33V201H31L32 199H34ZM42 198V199H41ZM90 198H91V200H90ZM126 198V199H125ZM243 198L246 200V198H247V200H246V203L247 202H250V203H248V204H246V206H245V200H243ZM28 199V200H27ZM31 199V200H30ZM49 199V200H48ZM102 199V200H101ZM125 199V200H124ZM130 199H132V200H130ZM239 199H242L243 201L241 202ZM248 199H252V201H254V203L251 201V200H248ZM254 199V200H253ZM22 200H23V202H22ZM31 202H30V201ZM85 200V199H84ZM94 200V201H93ZM123 200L125 201V202H127V205H128V203H129V205H131V206H127L126 204H125V202L123 203ZM127 200V201H126ZM129 200H130V202H129ZM160 200H158V201H160ZM177 200V199H176ZM48 201V202H47ZM51 201V202H50ZM214 201V202H213ZM38 202V203H37ZM48 204V206H47V204ZM58 202V203H57ZM60 202L62 203L61 205H60ZM106 202V203H105ZM108 202V203H107ZM252 202V203H251ZM23 203V204H22ZM25 203V204H24ZM28 203V204H27ZM32 203H34V205H36L35 207H33L32 206ZM42 203H44L43 205H42ZM93 203V204H92ZM131 203V204H130ZM171 203V204H170ZM219 203V204H218ZM260 203V202H259ZM37 204H39V206H37ZM53 207V209H51L50 207V205ZM100 204H102V205H100ZM103 204L105 205V206H103ZM221 204H224V205H221ZM251 204H253L255 207H256V210H255V207L253 206V205H251ZM256 204V205H255ZM24 205H25V207H24ZM28 205V206H27ZM45 205H46V207H45ZM58 205V206H57ZM67 205V206H66ZM100 207H99V206ZM136 206L135 207V209H134V206ZM219 205L220 206H224V207H219ZM41 206V207H40ZM45 208H44V207ZM70 206V207H69ZM72 206H75V207H72ZM127 206V207H126ZM217 206V207H216ZM228 208V212H226V207ZM233 206V207H232ZM234 206H236V208H234ZM248 206H250V207H248ZM252 206L254 207V208H252ZM43 207V208H42ZM49 207V208H48ZM57 207V209L55 210V208ZM68 207V208H67ZM80 207V208H79ZM93 207H95L96 208V210L95 209H93ZM109 207H111V205L109 206ZM108 207V208H109ZM160 207H162V205L160 206ZM177 207V208H176ZM221 209V208H225V210L224 209H222V210H220V211H218L217 209H219V208ZM232 207V208H231ZM252 208V210L251 209H245V210H243L244 208ZM257 207L259 208V209H257ZM41 208V209H40ZM100 208V209H99ZM137 208V209H136ZM229 208H230V210H231V212L232 211H234V212H236V210H237V208H240V209H238V211H239V213L240 214H244L245 212L247 213V215L246 214H244L245 216H246V218L248 219L249 217H247V216H249V211L251 212V213H253V211H254V214L251 216V214H250V218L247 220V219H245V216L242 214V215H240V216H243V217H240V216H237L238 218H233V215H236V213H238V212H236V213H234V212H232V215H231V213H230V210H229ZM242 208V209H241ZM260 208H261V210H263V211H261L260 210ZM25 211H27L28 213H26V212H24V210ZM27 209H31L30 210V215H29V210H27ZM35 211H34V210ZM43 209H44V211L45 210H48L49 209V211L46 213V211H45V213H43L44 211H43ZM51 209V210H50ZM60 209V210H59ZM82 209H84V210H82ZM87 211H86V210ZM101 209H103V211L101 210ZM141 209H142V211L144 212H140L141 211ZM234 209V210H233ZM254 209V210H253ZM35 212H33V211ZM54 210V211H53ZM79 210V211H78ZM97 210H100V211H102L101 213H100V211H97ZM104 210H106V211H104ZM139 211V213L137 212V211ZM213 212H212V211ZM224 210V211H223ZM242 212H241V211ZM246 210H249V211H246ZM258 210V211H257ZM36 211H37V213L38 214H40V215H38L37 213H36ZM41 211V212H40ZM50 211H52V212H54V213H52V212H50ZM59 212V214H58V212ZM63 211V212H62ZM77 211V212H76ZM81 211V212H80ZM96 211H97V213H96ZM186 211V212H185ZM192 211V212H191ZM216 211H217V213H216ZM244 211V212H243ZM34 213V215H36V217L34 216V218H33V213ZM56 212V213H55ZM64 212H65V216H66V220H65V216L64 215H62L61 217L63 218V220H62V218L60 217V215L61 214H64ZM71 212L73 213V214H71ZM104 212H106L105 214H103ZM226 212V213H225ZM2 213V215L0 216V233L1 232H8L9 233V231L13 228V226H14V224H13V222L10 220V219H8L7 217H5L4 216V214H5V212H1ZM61 213V214H60ZM67 213L69 214V217L70 218H68V215H67ZM80 213V214H79ZM95 213V214H94ZM109 213H111V212H109ZM223 213H225L224 215H223ZM229 213V214H228ZM238 213V214H239ZM249 213V214H248ZM258 215V218L259 219H261V220H259V219H257V216L255 217V215L256 214ZM259 213V214H258ZM31 214H32V216H31ZM49 214H52V215H49ZM54 214V215H53ZM56 214H58V215H56ZM82 214V215H81ZM90 214V215H89ZM101 216H100V215ZM126 214V215H127ZM144 214H146V215H144ZM260 214H262V215H260ZM42 215V216H41ZM45 217H44V216ZM73 217H75L76 218V215H77V218H76V221H75V218H73ZM89 215V216H88ZM91 215H92V217H91ZM109 215V217H107ZM125 215V214H124ZM202 215V216H201ZM226 215H228L229 216V218H228V216H227V219H226ZM231 215V216H230ZM30 216V217H29ZM39 216V217H38ZM49 216V217H48ZM54 216V217H53ZM128 216V215H127ZM145 216H146V218H145ZM153 216V215H152ZM155 216V215H154ZM178 216V217H177ZM254 216V217H253ZM56 217V218H55ZM74 219V220H72V218ZM84 217L85 218H87V219H84ZM107 217V218H106ZM130 217H131V219L132 218H134L135 219V221H134V223H133V220L134 219H132V222H131V220H130ZM138 217H140V218H138ZM151 217V216H150ZM213 217V218H212ZM224 217V218H223ZM252 217L254 218V220H250V219H252ZM31 218H32V220H31ZM53 220H52V219ZM93 218H94V221L96 222H94L93 221ZM103 218H104V220H103ZM109 218V219H108ZM111 218V219H110ZM173 218V219H172ZM176 218V219H175ZM242 218H244V219H242ZM44 220V222H42L43 220ZM49 219V220H48ZM55 219V220H54ZM60 219V220H59ZM78 219H79V221H81V222H78ZM81 219V220H80ZM92 219V220H91ZM101 219V220H100ZM108 219V220H107ZM169 219V218H168ZM201 219H203L201 222L199 221V220H201ZM204 219H205V221H204ZM231 219V220H230ZM233 219V220H232ZM236 219H238V222H241V223H238L237 221H236ZM240 219H242V220H240ZM52 220V221H51ZM57 220V221H56ZM87 220V221H86ZM225 220H226V222H225ZM236 221V224H235V221ZM244 220H247V221H244ZM260 221V223H259V221ZM48 221V222H47ZM51 223H50V222ZM55 221V222H54ZM62 221L63 222H65L64 224L62 223ZM71 222L70 224L68 223V222ZM74 221V222H73ZM91 221L93 222V224L91 223ZM198 221V222H197ZM217 221V222H216ZM224 221V222H223ZM251 221V222H250ZM255 221H258V224H259V226H258V224H256V227H255V225H254V223H252V222H255ZM62 223L61 225L60 224H56V223ZM99 222L101 223V224H99ZM108 225H110L109 227H108V229H107V224ZM126 222V221H125ZM174 222V223H173ZM231 222H233L232 224H231ZM248 223V225L250 224V226H251V228H250V226H249V228H248V230L244 227V226H242V225H244V224H246L247 225V223ZM42 223V226H40V224ZM55 224V225H53V224ZM77 223H81L82 224V226L84 225H86L85 227L83 226H81L80 224H77ZM88 223V224H87ZM150 223H153V222H150ZM244 223V224H243ZM252 223V224H251ZM255 223H257V222H255ZM72 224H74V226H72ZM75 224H77L76 226H75ZM106 224V225H105ZM215 224V225H214ZM226 224H228L227 226H226ZM231 224V225H230ZM238 227L239 226V224L242 226V227H240V228H237L235 225ZM56 225H60L59 226V229H58V227H56ZM100 225V226H99ZM102 225V226H101ZM133 225V226H132ZM135 225V226H134ZM146 225H147V223H146ZM208 225H212V226H208ZM248 225H247V227H248ZM49 226V225H48ZM78 226V227H77ZM94 226V227H93ZM100 227V229H98L99 227ZM172 226V227H171ZM226 226V227H225ZM231 226V227H230ZM254 226V227H253ZM65 227H67L66 229L70 232V233H68V231L66 230V229H63V228ZM70 227V228H69ZM76 227V228H75ZM103 227H104V229H103ZM135 227V228H134ZM153 227H156V228H154L153 229ZM253 227V228H252ZM260 227V229H258ZM60 228H62V230H64L63 231V233H62V230L60 229ZM73 228V229H72ZM82 228H84V231H83V229ZM85 228H89V229H85ZM93 228V229H92ZM97 228V229H96ZM102 228V229H101ZM172 228H174L173 230H172ZM219 228V229H218ZM230 230H229V229ZM231 228H233V229H231ZM257 230V231H255V229ZM74 229L76 230V232L74 231ZM77 229H79V230H77ZM91 229V230H90ZM108 230L107 232H106V230ZM135 229H136V231H135ZM137 229H138V231L140 230V232H138L137 231ZM190 229V230H189ZM238 229H242V233H240L241 231L240 230H238ZM254 229V230H253ZM59 232H58V231ZM61 230V231H60ZM88 230V231H87ZM97 230V231H96ZM201 230H202V232H201ZM65 231H66V234H65ZM86 231H87V233H86ZM103 231V232H102ZM106 233H105V232ZM126 231V230H125ZM131 231H132V236L130 235V233H131ZM150 231V232H149ZM169 231V232H168ZM215 231H216V233H215ZM226 231V232H225ZM252 231H254V232H252ZM84 232V233H83ZM99 232V233H98ZM135 232H136V234H135ZM204 232V233H203ZM244 232V233H243ZM248 234V235H250V233H251V235L253 236V237H251V235L248 237V235H246V233ZM249 232V233H248ZM263 232V233H262ZM68 233V234H67ZM86 233V235H81V234H85ZM89 233H91L92 235L91 236H93V238L92 237H90V234ZM98 233V234H97ZM108 233H110V235L108 234ZM133 233H134V236H133ZM140 233V234H139ZM151 233V234H150ZM203 235V234H205L206 236H202L201 234ZM222 233V234H221ZM230 233V234H229ZM235 233V234H234ZM253 233H256V234H253ZM259 233L260 234H262V235H260L259 237L261 238V240H260V238L258 237V235H259ZM71 234V235H72ZM89 234V235H88ZM106 234L108 235V236H106ZM209 234L212 236H209ZM243 236L244 234V236H247V237H242L241 235ZM11 234H9V236H10ZM81 235V236H80ZM101 235V236H100ZM104 235V238L102 237ZM142 235V236H141ZM167 235V236H166ZM201 235V236H200ZM254 235H257V237L256 236H254ZM89 238H87V237ZM95 236V237H94ZM120 236H122V237H120ZM125 236V237H124ZM208 236V238H204V237H207ZM242 238H244V239H242L241 240V237ZM10 237H12V235L10 236ZM108 237V238H107ZM124 237V238H123ZM204 239H203V238ZM86 240H85V239ZM95 238V239H94ZM107 239V241L109 240V239H111L112 240V242H111V240H109L108 242H109V244L110 243H113V244H108V242L107 241H105L106 239ZM115 239V243L113 242V240ZM201 238H202V240H201ZM215 240L214 242H213V239ZM226 238V239H225ZM230 238V239H229ZM246 238H257V239H259V240H257V239H255V240H251V239H246ZM42 239H44V240H42ZM84 239V240H83ZM90 240V241H88V240ZM93 239V240H92ZM96 239H98L97 240V242L95 241ZM123 239H125V241L123 240ZM126 239L128 240L127 242H130L131 243V240H132V243L130 244V243H126ZM135 239V240H134ZM207 241H206V240ZM212 239V242L210 241ZM92 240V241H91ZM117 240H119V242H117ZM217 240V241H216ZM218 240H220V241H218ZM244 240V241H243ZM245 240L248 242V244L245 242ZM0 241H1V239H0ZM95 241V243H97L98 244V246L100 247V248H102L103 250L104 249H106L107 247H108V249H106V250H101V251H103V252H101L102 254H103V256H101V258H100V255H102V254H100L99 252V249L100 248H97V245H95L96 246V249L97 250H95V248H94V250H93V248L91 247V246H93L94 244H91V242L93 243ZM100 241V242H99ZM157 241V242H156ZM204 241H206V244H204L205 242ZM224 241V242H223ZM251 241L252 242H254V243H251ZM261 242L262 244H263V247L262 248H259V247H261L262 245H261V243L259 244V242ZM83 242V243H82ZM86 242H88V243H90V244H86ZM99 242V243H98ZM107 242V243H106ZM116 242L118 243V244H116ZM195 241H192V243L191 244H193ZM211 242V243H210ZM218 242V243H217ZM243 242H245V244H243ZM257 242V243H256ZM45 243V242H44ZM126 243V245H123V244H125ZM208 243V244H207ZM249 243H250V245H249ZM85 246H83V245ZM104 244V245H103ZM106 244V245H105ZM107 244H108V246H107ZM117 245V247H115L116 245ZM130 244V245H129ZM161 244L163 245V246H161ZM242 244V245H241ZM247 244V245H246ZM251 244H253L254 246H256V247H254L253 245H251ZM256 244V245H255ZM39 245H41V244H39ZM88 245V246H87ZM101 245V246H100ZM103 245V246H102ZM114 247H113V246ZM119 245H121V246H119ZM196 245V244H195ZM195 245H193V246H195ZM209 245V246H208ZM245 245V246H244ZM257 245H259L258 247H257ZM261 245V246H260ZM83 246V247H82ZM95 246H93V247H95ZM105 246H106V248H105ZM110 246H112V247H110ZM124 246V247H123ZM167 246V247H166ZM249 246V247H248ZM251 246H253V247H251ZM88 247V248H87ZM149 248V249H147V248ZM246 250H248V251H245V249ZM83 248H84V250H85V252H84V250H83ZM91 248V249H90ZM111 248H113V250L111 249ZM119 248V249H118ZM145 248H146V250H150L149 252L148 251H145V252H143L144 250H145ZM157 248V249H156ZM161 248V249H160ZM248 248V249H247ZM250 248V249H249ZM259 248V249H258ZM23 252L24 251H27L26 249H30V246H24V247H21L20 248ZM122 249H123V251H122ZM159 249V250H158ZM241 249V250H240ZM243 249H244V251H243ZM253 249H254V252H253ZM258 249V250H257ZM261 249V250H260ZM82 250V252H80ZM91 250L92 251V253H90L89 251ZM112 250V251H111ZM252 252H251V251ZM63 251H65V252H63ZM118 251V252H117ZM122 251V253H120ZM156 251H159V252H161V253H159V252H156ZM178 251L180 252V253H178ZM239 251V252H238ZM241 251H243V252H245V253H243L242 255H240V253H241ZM67 252H68V249H61V251H60V253H61V255L62 254H67ZM105 252H106V254H105ZM151 252V253H150ZM175 252V253H174ZM247 252H249L248 254H246ZM261 252V253H260ZM79 253V254H78ZM136 253V254H135ZM145 253H147V255L145 254ZM156 253H159V255L157 256L156 255ZM173 253V254H172ZM251 253V254H250ZM254 253V254H253ZM82 254V255H81ZM132 254V255H131ZM174 254H176L175 256H174ZM237 254H238V256H237ZM253 254V255H252ZM81 255V256H80ZM86 255H87V257H86ZM149 255H153V256H155V257H153V256H151V258H152V261H151V259H150V257H149ZM162 257H161V256ZM247 255V256H246ZM249 255H252V256H249ZM254 255H257V256H254ZM258 255H261L262 257H259ZM71 256H72V258H71ZM85 256V257H84ZM96 256V257H95ZM119 256H121V257H119ZM123 256V257H122ZM139 256V257H138ZM239 256H243V257H247V258H251L250 260H248L247 258L246 259H244L243 257V260H242V258H240ZM75 256L74 255H70V257L69 258H71V259H73ZM102 257H104V258H102ZM133 257V258H132ZM147 257V258H146ZM256 259H255V258ZM154 258V259H153ZM167 258V259H166ZM239 258L241 259V260H239ZM253 258V259H252ZM259 258H261V260L259 261ZM83 259H81V261L79 262L80 264H82L83 263ZM95 259V260H94ZM98 259H99V261H98ZM101 259V260H100ZM105 259V260H104ZM124 259V260H123ZM134 259V260H133ZM139 260L138 262H136V260ZM147 259H148V261H147ZM89 260V259H88ZM122 260V261H121ZM248 260V261H247ZM253 260V261H252ZM255 260H257V261H255ZM40 261H42V260H40ZM90 261V260H89ZM164 261V262H163ZM192 261V260H191ZM195 261V262H194ZM196 261H197V263L198 264H200L199 262H198V259H196V257L194 258V260L192 261L194 264H197L196 263ZM238 261H240V262H238ZM247 261V262H246ZM37 262L39 263V260H37ZM45 262L47 263V264H52V263H50L51 262V260H50V262L49 261H46L45 260ZM49 262V263H48ZM99 262V263H98ZM153 262V263H152ZM160 262V263H159ZM243 262V263H242ZM252 262V263H251ZM90 264L88 261L87 262H85L84 264ZM192 263V264H193Z\"/></svg>",
  "mask_w": 264,
  "mask_h": 264
}]
</instances>
